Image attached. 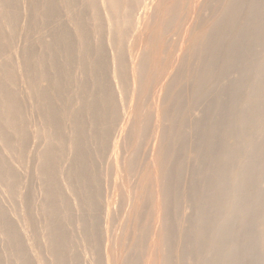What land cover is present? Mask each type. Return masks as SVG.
<instances>
[{
	"label": "bare ground",
	"instance_id": "obj_1",
	"mask_svg": "<svg viewBox=\"0 0 264 264\" xmlns=\"http://www.w3.org/2000/svg\"><path fill=\"white\" fill-rule=\"evenodd\" d=\"M33 1L36 2L35 4L38 3V5H41L40 6L41 8L40 9L38 8V10L39 11L42 10V11H41V13L39 12L40 14H37L38 11H36V9L33 8L35 10V11L33 10L34 12L31 10V12H33L32 14H34L35 12L37 14L36 17L32 15L33 17H31V19H30L29 23L30 24L32 23V25H33L32 29L34 28V30L37 33L38 32L37 27L39 28V25H44V26L45 25L50 26L53 24L54 25L52 27H50L51 29L49 28L50 32H47L46 29H45V31L42 30L43 26H42V28L40 26L41 30L46 32V35L49 34V36L48 35L47 36H48V38L49 37L50 38H49V40L46 39L47 41L41 40V39L39 41V39H38L39 42L35 41V40H31L30 35H32L33 33L32 34L28 33V31H29V30H27L28 28H24L25 26L23 27L25 29L24 33L30 34V35H27L26 37L29 36L28 38L33 42H31V44L29 43L30 47L27 46L28 48H24V46H23L24 50H23V48H21L22 46L21 47L18 46V48H20L22 50V52L19 53V55H21V57H22V54H23V57L21 58L20 56H18V59H20V58L22 59V60L20 59L21 61L19 60L21 62L20 64H19V61L17 62L19 65L16 63L15 60L14 61L12 60L13 62H15L18 65L17 66L15 63L14 64L11 63L12 62L11 57L14 56V55H11V53L14 50L18 49V48L17 49L14 48V44H16V42L18 41V40L15 41L16 39L14 40V37H16L15 35L20 36V34L22 35V33H23V32L22 33L18 32L19 34H17V31H18V28L21 27V26L19 27L20 17H22L21 22H23L22 20H25L24 16H22V14L25 12L23 10H21L22 11V12L20 11L22 13L21 14L19 12L20 9L18 10V8H20L19 4H20L21 0H0V178L3 180H6L4 182L7 183V188L5 187V189H7L6 190L7 193H9V192L12 193L11 196H13L15 194L14 196H16L18 198V199L17 198L14 199L16 201L19 200V198H20L19 201L23 202L22 206L21 205L19 206L18 201H17L18 202L17 206H19V208H22V207H24L23 206V204H24L25 209H27L24 211H28V209H29L28 213H26V214H29V212H32L31 214L34 215L35 213L33 214L32 208L34 206H38V205H34L35 202L32 200V197H31L32 195L30 193L32 192V194L35 195L34 193L38 192V194H39V192L43 190L42 191L43 200L40 198L42 200L41 208H40V206L38 207L42 210H38V211L39 212L42 211L43 213L42 212H40V213H42L45 216V221H46L45 230H46V239H47V245L48 246H47V248L44 244H42V246L44 245V248L46 249V251L48 250V253L50 254L51 261H52V262L51 261L50 262L53 264H80V258L85 254L84 252L86 250L82 253L83 255L81 253H79V254L77 253L79 251L78 249H77V252L74 250V249H76L75 245L78 244L80 246L81 244H79L80 242H78L77 244L74 243V246H73V240L76 237H74V239H73V237L69 234V231H71L73 228H71L70 230L67 231L66 229H68V226L66 227V224H64V221L66 219V216L68 217L69 214L72 213V212L69 214L67 213V211L69 212V210H70L69 206H72L71 208L74 209V205L80 204L79 208L82 207V209L80 208L81 210H83L84 206H87V207H85V209L87 208V211H93V215L90 216V215H88V213L81 214L82 212H84L86 210H83L82 212L80 211L81 213H79V211H76V210H78L77 209L78 207L75 208V211L80 214V219H78L79 217H77L78 222H79V226L78 225L77 226L83 231L84 235H82V234L80 235L82 237L85 236L86 240H84V237H83V241H88L89 243H91L92 244V246L90 245L91 248L93 247L94 250L96 251V252H94V254L95 255L100 254V256H101V254H103L102 253V246L98 240V236L100 234V229H102V228L100 227L101 220L97 214H98V210H100L99 208L102 205V202H101V205L99 204L100 203L99 198H100V196L101 197L103 196L100 194H103V193H101V188H100L101 182L99 183V180H101V177L98 176L99 173H97L100 167H98V170L96 171L97 167L95 169V166L96 165L98 166L97 163L102 164L101 163L102 159L104 160L103 162H105L103 150H106V148L108 147L109 141L111 140V139L109 140V138L111 137L112 133L110 135V131L108 129H106L105 126H104L105 128L101 127V122H102L101 119H104L105 116L108 117L110 115V119H108L109 120L108 122H110V120H111V122H110L111 124H112V122L117 123V122L121 121L120 129H119L120 135L122 134V132H125V131H128L129 133L132 131V133H130V136H132L133 133H135L133 135L134 136V142L131 141V145L127 149L128 150L127 153H129V154L126 155V151H127L126 149H125L126 151H124L125 156H124V154L120 155V149L121 148L118 147L120 140L118 137L116 138L115 142L117 144V149L115 150V158H114V160H115L114 164H115L116 172L124 171L127 174L128 179L126 180V182L123 181L124 182L123 186L126 187V188L125 187L124 188L126 189L125 192H127L129 202L131 201L130 202L131 207L129 208V209L132 208L131 216H133L135 219H141L140 217H142L144 215L143 214L144 211H142V210H144L143 208L145 207L144 203L147 202V201L143 200L144 197L148 194V196L150 195L151 198L154 199V201H153L154 204L152 206H154V208H155L156 215H155V218L153 221L154 224H152V225H154L152 228L153 230H151L152 231L151 233H148V235L151 234L150 235L151 237L147 236L145 234L147 232L146 229H145L146 232H145V230L144 231L141 230V233H139V234H138L139 231L137 232V229H136L137 234H135V236H133L134 239L132 242L133 249H136V250H134V253L135 254L139 253V252H137V250H139V251L141 249L143 250L144 245H146L145 242L147 241V240L145 241V238L148 237V239L151 238V240H150L151 246L149 247L150 250L147 252V255H146L145 261L147 264L150 263V261H152V260H154L156 262L155 263L153 261L155 264H175L176 261H177V264H180V263L193 264V263H190L188 261V260L191 261L190 257L188 258V256H187L188 260L185 258L183 261H182L183 257H181V256L180 257L182 259L179 258V256H178V258H176L175 257L176 255H174L173 249L171 246L172 245L171 242L174 239V238H172L173 235L175 234L174 231H175V229H176V231L178 230V228H175L174 231L172 229V227H174L176 224L175 221H173L174 219H172L173 218L172 217V211H174L175 210L174 208H176L178 205V204L176 205V203H178V201H177L172 206V202H173L172 200H174V197L177 196L179 193L177 190V185L180 182V180L182 181L181 173H182V170L184 168H182V166H180V164H179V166L181 168L178 167L177 170H175V168H170V169L164 168L163 169L161 167L162 166L167 167V165H170L171 163L177 164V162L176 163H173V162H175V160L177 161V159H175V158H177L178 156L180 157L181 152H179L178 150L181 149L180 147L183 145V144L181 145V141L185 137V136L183 137L182 128H180V127H178L180 129L174 128L176 126H174L172 124V122L176 121L178 123L183 124L182 122H184L188 118V116H191L190 113L193 112V111L192 112L190 111L191 108H195L196 104L198 105V103L200 102V101L198 102V100H200V98L203 99L202 96H205L204 94L207 93L206 90L209 91L210 88H212V87L214 88V84L212 85V83H213L214 78L217 75H220V76L225 75L227 73V71L229 74H232L231 72H229L230 71L229 69L234 66V69L231 68V70L232 69L235 70L237 65L240 64V62H241L240 60H242L244 58V57H242V59H239V56H242V55L241 54L239 55L238 53L240 51H242V49L244 50L245 47L252 45V46L248 47L249 48L248 52H251L250 53L251 54L250 57H252L251 60L255 59V57H256L255 53L257 50L254 47H257V46L259 47L260 45H259V43H257L256 46H254L253 44L255 42H257L258 37H259L258 42L260 41L263 44L264 43L263 42L264 37L260 39L261 36H259V35L258 36L255 35L256 37L253 35L254 38L252 37V35L247 36L246 33H247V31L250 32V28H249V26H247L246 28H248V30L245 29L246 30L245 31L244 25L247 23L251 27L253 24L252 29L254 28L256 30V28L258 27L257 26L258 22H255V21L257 20V17L260 14V12L264 10L263 9L264 6H262V3L264 2V0H218L222 4L221 8L219 9L218 16H214L215 19L212 18L213 20L208 19L210 22L207 23V21H206L205 28L201 26L202 27V28H200V29H202L201 32H196L197 30L195 31V28H193V27H192V29L188 27L189 30H188V28H186L188 34H187V36L185 35L186 36L185 39L189 40L190 42L189 41L187 42L185 39L182 38L183 39V45L186 42V43H188V44H185V45H187V47H185L186 51L190 50L193 53L195 52V55H196V52L199 53V54L197 53V56L199 55V59H198V57L197 58L194 57V58H195V60H197L196 63L198 61H200V63L199 62L198 63H199V65L201 64L200 65L201 70L196 71L197 73H195V71H194V75L195 74L196 75H195V77H193L192 81L195 78L194 81L196 82V84L193 81L194 82L193 87H195V89H193L194 90V92L192 91L193 93L191 92L192 96L189 94L191 97H190V100H188V102H187V100H185L186 102L184 101V98L188 99V97H187L188 95L187 96L185 95V97H184V95L182 96V91L184 90L183 84L185 85V82L184 83L182 82V84L180 81L178 82V79H177L178 76L177 75H179V74L178 73H177V75L175 74L177 70L175 71L176 68L174 67L175 63L179 60L181 61V59L183 57L181 59L178 56L176 59L174 57L173 58L174 60L172 59L173 61L170 60L171 58L168 57L169 59L168 58L167 59L169 60V62L164 61L165 64H163L164 62L160 61L163 57L159 56V53L161 52L159 49V48H161L160 45L162 44V42H163V44H164V42H167V41H164L165 39L163 40V35L167 36V35H169V33L172 32V30H173L172 29V27H173L172 21L173 20H174V22L176 21V19L174 17L177 14H175V16H173V17L171 14H169V13H171V11H169V10H171L172 8L166 9L164 7L166 5V4L164 5V3L165 2L167 3V1L170 2V0H152L153 2L152 1L147 2V0H86V3L88 2L87 5H89L90 10L94 13V17H92L94 20L91 18V16H89L95 22V28H94L93 34H92V29H90L91 27H89L90 21L87 22V23H89V24H87L86 20L84 19L85 15H87V16L90 15L86 12L87 5L84 4V5H86L85 6L86 9L85 8L83 9L82 6L81 7L77 6L78 4L80 6L79 2L81 0L80 1L79 0H33ZM154 1H155V3H154ZM184 1H182V3H184ZM210 1L211 0H207V3ZM213 1H215V0H213ZM82 2L84 3L85 1L82 0ZM173 2H174L173 3L174 6L178 3L177 0L176 1L174 0ZM175 2H177V3L175 4ZM194 2H195V0H194ZM26 3H29V2L27 1ZM197 3L199 4L200 1ZM24 4H25V2H24ZM24 4L22 3L23 6L20 5L23 9L26 8V6H27V5H25V7H24ZM29 4L31 5L32 3H29ZM35 4L33 5L34 7H35ZM170 4H172V3L170 2ZM179 4L181 5L180 0H179L178 5ZM214 4H212V5H214ZM246 4H248L249 6L246 7L245 6ZM30 5H28L29 8L31 7ZM38 5H36V6H38ZM151 5H153V7L154 6L155 7H154V9L152 8L153 11L150 12L148 10L151 7ZM167 5H168V3H167ZM75 6L78 8H81L82 10L78 11V9H77L78 13H76L77 11L75 13H73ZM174 6L170 5L169 8L170 7L174 8ZM76 7H75V9H76ZM176 7H179V6H176ZM27 8H26V10L25 9L24 10L28 12L29 9L27 10ZM35 8H37V7H35ZM261 8L263 10H261ZM30 9H32V8H30ZM137 10L138 11H144V12L142 13V15L139 19H133L134 14L137 13ZM172 10H174V9H172ZM216 10H218V8ZM64 11L69 12V14L67 15V18H69V20L72 22V24L71 23L70 24L74 25L73 26L74 30H72V31L70 29V28H72V27H70L71 25L68 26L69 23H67L69 20L67 22H66V20H62L64 18V16H66V14H64ZM85 12H86V14H84ZM174 12L176 13V11H174ZM243 12H244L245 16L241 15ZM172 13H173V11H172ZM30 14L29 13L26 14L27 15V22L29 19L28 15H30ZM62 14L64 16L61 19ZM179 14L181 15V13H179ZM261 14L264 15V11ZM215 15H217V14H215ZM190 16H192V15H190ZM239 16L242 17V19H243V22H241V26L243 24V30H244L243 34L245 32V35H246L245 38L246 37H252L253 39L252 38H248V39L246 38L245 39L244 35L241 36L242 34L241 35L239 34L238 36L240 38H238V36H236V37H234V39L227 40L228 41V43H227L228 47L230 48L227 52L228 48L226 47V43H225L226 41L223 40L225 38H223V39H222V37L220 38L218 33H220L222 30H225L226 27L232 25V23L234 21L237 22V19H238L237 17H239ZM176 18H178V17H176ZM87 20H88V18H87ZM199 20H201V19H199ZM52 22H53V24H51ZM56 22H58L57 25H55ZM186 22H187V20H186ZM244 22H246V23L244 24ZM179 23H178V25H179ZM255 23L257 26L256 28L254 26ZM205 24L203 23V25H205ZM233 24H236V23H233ZM238 24H240V22ZM102 25H103V27L105 26V28H102ZM182 25H184V24H182ZM46 28H48V27H46ZM173 28H175V27H173ZM227 29L230 30L231 28L228 27ZM227 29H226V31H227ZM252 29H251V31H252ZM254 29H253V31H255ZM103 30H104V32L107 31V33H103ZM236 30H237V28H236ZM257 31L258 30H256V32ZM40 32H38V34H42ZM44 32H43V34H45ZM173 32H174V30H173ZM256 32H250L247 34H252V33H256ZM203 33H204V35L201 38V35ZM38 34L37 35L35 34L37 36V38L39 37ZM94 34L96 37L98 36L97 39H94L97 41V42L95 41L96 43L93 42L94 41L93 40ZM103 34H105L106 36L108 35L107 37H105L106 40L103 38L104 37ZM216 34L218 35V37H215ZM256 34H260V32H258ZM46 35H44V36L42 35V36L45 37ZM206 35H208V36H206ZM42 36L39 38H42ZM160 36L162 39L160 38ZM34 37L35 36H33L32 39H35ZM169 37H171V36L169 35ZM225 37H227V36H225ZM16 38H19V37H16ZM23 38H25V37H22V40H23ZM37 38H36V40H37ZM164 38H166V37H164ZM168 38H167V40H168ZM134 39H137L136 41H138V43H134L133 42ZM25 40H27V39L25 38ZM127 40H129V43H127L125 45V42H127ZM14 41H15V43H14ZM168 41H170V40H168ZM22 42H24V41H22ZM159 42H161V44ZM171 42L172 41H170V44H171ZM33 43H34V47H32ZM35 43L37 44V46L35 45ZM38 43H40L41 46H43L44 50L41 48V46L39 47V49L41 48L43 51L41 49L40 50L38 49L39 51H42L43 53L37 54V52L35 51V50H37V49H35V46L38 47L40 45ZM168 45H169V43H168ZM223 45H225V47L227 48L226 51H224V53H226L225 55H224V53L223 54L220 53V50H221L220 48L224 47ZM125 46H126L128 53H129L128 56L125 53ZM261 46L264 47V44ZM181 47H180V49H181ZM251 47H253L255 49V51H253V50L249 51L251 49ZM13 48H14V50H13ZM164 49H167V48H164ZM182 49H183V47H182ZM261 49H264V48H261ZM21 50H19V51H21ZM182 51H184V50H182ZM236 52H238L237 53L238 55H236ZM252 52L253 53L255 52L254 55ZM14 53H15V51H14ZM76 53L79 55V59L76 58ZM183 53H185V52H183ZM241 53H243V51ZM246 53H247V51H246ZM246 53L244 52L243 56ZM165 54H167V53L165 52ZM220 54H222V55H220ZM6 55H8V56H6ZM187 55H189V54H187ZM158 56L162 57V58L159 59ZM2 57H3V60H4V57L6 58V60L2 61ZM75 58L78 62L76 64L80 66V68L79 67H77V68H78V70L80 69L79 70L80 73L82 72V74H83V75L80 74V75H82V77L79 76V79L77 77L78 74H76L77 75L76 77H75V73L73 74V71L76 70V67H75V69H73V67L76 65L74 63V62H76ZM13 59H17V58H15V56H14ZM163 59H166V58H163ZM190 59H191V57H190ZM245 59L246 58H244V60H242L243 63H245ZM180 61H179V63H180ZM259 61L260 60L256 61L257 62L256 63V70H257V66H258L257 64ZM161 62H163V63H161ZM248 62H246V63H248ZM253 62L255 63V61H253ZM246 63H245V65H249L252 62H250L248 64H246ZM182 64H183V62H182ZM239 66L242 67L243 70L245 71V73L243 71L244 75L247 74L248 71L250 70V69L248 70L247 68L251 67V66L246 67V69L248 70V71H246V69H244L245 66L243 67V64H242V66L241 65H239ZM106 68L109 69L110 72H112L113 75L111 77L106 74L109 72V70H108V72L106 71L107 70ZM190 68H191V66H190ZM190 68H189V71H190ZM258 68H260V70H262V73H264V58L259 63ZM238 69H240V68H238ZM238 69H236L235 72L239 71L238 73H240L241 71ZM253 69H255V68H252V70H250L249 72L253 71ZM256 70H254V71H256ZM75 72L77 73L78 71H75ZM241 73H240V76L241 77L244 76V75H241ZM262 73H259L258 76H256L255 82H253L251 85L252 89L255 87H258V85L260 87H258L257 89L255 88L256 90H259L260 88H262V86L264 87V85L262 84V82H264L263 81V78H264L263 75L264 74L262 75ZM108 74H110V73H108ZM253 74H254V72L251 75H253ZM172 75L175 77L173 78ZM194 75H192V76H194ZM169 76H171L173 79ZM232 76L234 78L235 75H232ZM236 76H237V74H236ZM245 76H247V75H245ZM250 76H248V78ZM80 77H81V79H80ZM251 77L253 78L254 76H251ZM251 77H250V79H251ZM180 78L183 79L182 76ZM215 79H219V78H215ZM227 79H226V82H227ZM238 79H240V78H238ZM242 79H244V77H242ZM242 79H240V80H242ZM112 81H114L116 83V85H114L112 83ZM216 81L218 82V80H216ZM245 81H247V79L244 80V82L242 80V83H241V81H238L241 84L244 83V85H241V86H243V89L245 87V84L249 85V83H247ZM128 82H131L132 88H131V86H130V88L132 91L130 90V88H128L127 85H125L126 87L124 86V84H127ZM157 82H159V84H161L160 89H158L159 87L156 85ZM90 83H91V86L94 85V87L96 88L95 89L93 87L95 91L93 89H91L92 87L89 88ZM210 83H211V86H210V88H208L209 87L208 85ZM222 83L223 82H221V85L224 87H227L226 89H228V86H225V84L223 85ZM177 84H179V85H177ZM180 84L183 87L182 90H180L181 88L179 89V86L181 87ZM189 84H190V82H189ZM260 84H262V86ZM153 85L157 86L158 87L157 89L159 91H163V93H161L162 95L158 94L159 97H157L158 98V100H156L157 102H155L153 104L151 103V105H155V108H154L155 109V116H154L155 121L153 123L154 131H153V128H151V129L153 131L152 137H154L156 145H154L155 143H153V146H151L153 149H152V152H150L151 155L149 157L150 159H149V163H148L149 164L148 169L150 170V172L148 171V175H145V173H144L143 177H140L141 176V174H140V176H139L140 178L138 177L139 178L138 179L136 177L138 180L135 181L136 179L134 180V178H132V175H133V173L137 172L136 171V169H137L136 168V161L138 158H140L141 151H143V150H141L142 149L141 147L145 146V145H141V140H142L141 138H142L143 134L145 136L144 132H147V131H145L144 128L149 127L148 122H150V121L148 120L147 124L144 122V121H147V118H149V117H148V115L145 116L147 114V112L144 113L145 109L144 110L141 109V108H143L142 107L143 105H140V107L138 106V104L135 105L138 107L133 108L135 110H133L132 113H131V111L130 112L126 111V109H128V108H124L121 106L122 107V109H121L119 105L123 104L122 102L125 100L124 98H126L124 90H126V95H127L128 91H131L132 93L129 92L130 94H132L130 99L137 100L136 98H134V97H136L137 93L139 94V96H141L142 94L145 95L144 92H147V90L149 92H151V90L152 91L154 90V89L150 90V88H149ZM248 85H246L247 89H248ZM24 86L27 87L26 91L24 90L25 89ZM222 86H219V87L222 88ZM74 87H75V90H74ZM124 87L128 88L129 90L127 91V89H125ZM153 87H151V88H153ZM238 88L236 90L237 92L243 91L242 88H240L241 90ZM212 90H211V93L208 92L207 94L208 95H210V94L212 95L215 93L217 94V92L214 91L216 89H214L213 91ZM229 91L230 90L223 92V91L219 90L218 94L220 92L222 94L223 93L224 94L222 95L220 93L218 95V97L219 96L221 97V95H222L223 96L222 98H224L225 93H229ZM231 91H230V93L234 92V91L233 92H231ZM156 92H157V90H156ZM237 92H236V94L238 95L239 92L238 93ZM243 92L245 93V90ZM243 92H242V94H243ZM249 92H252V91H249ZM254 92H255V90H254ZM254 92H252L253 93L252 97H255L257 99L254 100L255 103L253 102V104L251 106H246V108H244L242 110L238 109V111L236 110L237 108L235 109L234 104H231L232 106H230V108L228 107L229 109H227L228 110L227 112L228 113L230 112V115L233 116L232 119H234L233 122L231 121L232 119L229 120V121H231L230 122L231 126L229 127V129L223 128V130H222L221 126L213 125V126H211L210 129L208 128L209 132H208V136L206 138H204L205 135L202 138H200L201 142L198 139V142H200L198 144V148H199V145L202 144L201 145L202 149L199 148V150H198V151H200L198 153L199 156L201 157L200 153H202V155L206 154L210 158V160L212 159L214 161V165L217 166V171L210 173L211 171L207 169L208 166L205 167L206 163L209 161L203 162L204 164L201 167L202 168L205 167L203 169L204 172L201 170L202 168L200 169L202 171V173L199 172L201 174H204V176H205V177H202V179L204 178L203 183L201 184V182H198V184L200 183V186H198L195 182L194 185H197L198 187L197 186H196V188H195V186H194V188L191 187V190H189L190 188L187 187V191L185 190L184 192H182L181 195H183V196L184 195L185 196L190 195V197L191 196L193 198L195 197L194 200H196V202H198L201 205L196 209L197 220H198L197 227L196 228H193V227L189 228L188 227L189 228L188 231L184 232L187 228V226H186L187 224H186L185 229L182 228L184 225L181 226L180 229L181 230L184 229V230L183 231L180 230L181 232L179 231V233H180V235L184 236L183 239H181L184 244L189 245V244L195 242L194 244H191V245H193L194 248L198 251L197 253L199 254V256H197V255L196 256L199 257V260H200L199 264H264V190H262L256 186V184H257L256 181H258L260 179L264 180V162H263L264 161L263 160L264 159V144L262 141V140H264V122H263L264 118H261L262 114L264 117V112H263L264 108H262L263 110L261 109L262 114L259 115L260 117L258 116L256 118L254 115L255 111L259 110L258 109L259 104H260V106H262L261 104H263L262 107H264V103H262V101H264V88H263V90L261 89L260 92L256 91L257 93L259 92L260 94L259 93L256 94ZM123 93H124L125 97L123 96ZM129 93H128V95H129ZM152 93H154V92H152ZM252 93H250V97L248 96L249 97L248 99L251 98ZM118 94H121V97L118 98ZM138 94H137V96H138ZM229 94H227V96L231 95V94L230 95ZM236 94H235L236 97L234 95H232V96L235 97V99L237 100L238 96ZM242 94H241V96H242ZM211 95H210V97H212ZM215 96L217 97V95H214V98H215ZM227 96H225V97H227ZM239 96H240V94H239ZM244 96H246V93L244 94ZM151 97H154V96H151ZM233 97H232V99H233ZM206 99H207V97L205 98V100ZM253 99L251 100L250 103H252ZM27 100H29L31 103L30 109L32 111L30 110V113L32 112L33 115L35 114V116H37L36 117L37 119L36 118L35 119L37 121H39V123H38L39 125L37 126L36 129L32 128L33 118L31 117L30 119H28L29 113L26 112L27 108L25 106V105H27V106L29 105L26 103ZM236 100L233 99L232 102H234V101L236 102ZM129 101H131V100H129ZM154 101H152V102H154ZM127 102H128V100H127ZM201 102H203V101H201ZM248 102H249V100H248ZM131 103H132V101H131ZM138 103H140V102H138ZM187 104H188L187 109L189 107H191V108L186 112V109H185L186 106L185 105H187ZM245 104H247V103L245 102ZM202 105H203V103L201 104V106ZM208 105H209L208 107H210L212 104H208ZM248 105H250V104L248 103ZM212 106H214V105H212ZM216 106H215V108H216ZM131 107H133V106H131ZM218 107H219V105H218ZM220 107L218 109H216L218 111V114L222 115V117L225 114L227 116L228 113L227 112L225 113L224 107L222 108V110H220L221 109ZM215 108L213 110H215ZM28 109H29V106H28ZM261 110H259V112L257 111L256 113H258V114L261 113ZM189 111H190V113H188ZM199 111H201V110H199ZM217 111L215 114H217ZM152 112H154V111H152ZM26 113L28 114L27 115L28 117L26 116ZM32 113H31V115H32ZM143 113H144L145 119H144V117H142ZM187 113H188V116H187ZM130 114H132V115H130ZM152 115H154V113H152ZM198 115H199V113H198ZM132 116H134L136 118L133 117L134 118L133 119ZM216 116H218V115H216ZM253 117H255V119ZM225 118H227V117H225ZM258 118L262 119L261 122L259 121L260 123H258ZM253 119L254 120L257 119V121H256L257 124ZM261 119H259V120H261ZM66 120L69 121L68 122L69 125H66L65 124L66 122L64 123V121H66ZM188 120H189V118H188ZM224 120L228 121L227 119H224ZM106 121H107V119L105 120V122ZM167 121H171V125H173V127L171 125L168 126L169 122H167ZM238 123L242 127V129H241L242 132L245 129V131L248 132V134L250 133L249 135H251L252 132H249V131L253 130V132H254V130H255L256 131L255 133H257L256 135H258V133L261 134V136H260L261 138L263 135V138L261 140L262 143H260V146H258L259 145L258 142L256 143L258 145L255 144L257 146V149H256V146L253 147L256 149L255 151H253L251 148L252 151L251 150L250 151L252 153H254L253 154L254 156L251 154H248V156L246 157L245 154L243 153L244 152L243 150L244 149L246 150L245 147L246 146L248 147V145L250 144V141L256 137L254 135L253 138H251L247 133L246 134L249 137L245 136V133H244L245 131H244L243 133H244L246 140L245 141L239 140V138L237 140L235 138L237 141H235V142L233 141V144L229 143V145H231L230 146L231 148L228 146L230 149L226 155L228 157L224 156L226 154L225 153L223 155V157H221V159H220L218 157V154L220 155L221 153L217 152L218 153L217 154L216 150H214L215 146H216L215 143L218 142V141L216 142V138L219 136V134L221 132L222 133L220 134L221 135L220 137L222 139L226 138V137L228 138L229 135H231L230 132L232 131V128H234V127H232V125L234 124L233 126H235ZM34 124H36L35 121H34ZM184 124H186V123L184 122ZM201 124L202 123H200L199 125H201ZM106 125H107V123H106ZM192 125H193V123H192ZM102 126H103V124H102ZM178 126H180V125H178ZM183 126H186V125H183ZM236 126H238V125H236ZM34 127H35V125H34ZM187 127L188 126H186V128ZM218 127H221V129H220L221 131L217 135L216 131L219 129ZM198 128H199V126H198ZM225 128H228V127L226 126ZM236 128H238V127H236ZM136 129H137V131H136ZM147 129L149 130V128H147ZM143 130H144V132H142ZM196 130H197V128H196ZM198 131H199V129H198ZM234 131H236V130H234ZM234 131L232 133H235ZM238 131H240V130L239 129L237 130L236 135H237ZM193 132L194 131H192V133ZM218 132H219V130H218ZM184 134H187V133H184ZM206 134H207V132H206ZM149 135H152V133ZM194 135H196V134H194ZM123 136L126 137V141H127L128 137H129L128 133L126 132V135L124 133ZM239 136L240 135H238V137ZM195 137L193 139H195ZM130 138L131 137H129V139ZM145 138H147V136ZM233 138L234 137H232V139ZM248 138H249V140H247ZM152 140H153V138H152ZM218 140H220V142H223L220 138ZM259 140H260V138H259ZM142 141H144V140H142ZM205 141H207V142H205ZM228 142H230V141H228ZM228 142H227V145H228ZM40 144L41 145L43 144V148H41L42 146ZM127 144H128V142H127ZM127 144H125V145L127 146ZM151 144H152V142H151ZM203 144H205L206 146L203 147ZM35 145L38 146L39 148H41V150L37 151L35 148L38 149V147H35ZM92 145L94 147V150H92L93 149ZM169 147H172L171 149H173V147H175L176 150L174 149V151H172L169 149ZM205 147H206V151H205ZM115 148H116V145H115ZM123 148H126V147H124V144H123ZM182 148H184V147H182ZM190 148H192V147H190ZM4 149L7 150V152H9L8 154H11L10 155L11 157L14 154V159H12V161L15 160V163L17 162V164L19 165L18 167H20L21 169L24 166L23 163L24 162L26 163V160L28 158L31 159V158L37 157L39 159L38 161H36L40 165V166H36V170L38 169L37 167H39V172H38V170L37 171L34 170V172H38L40 174L39 175L37 173L38 178H39V176H41V179H35L36 174L34 173L35 175L34 176L32 175V176L35 178H33V179L30 178V181L32 179L33 183H35L34 181H36V180H38V181L41 180V182L43 180L42 183L44 185H43V188L41 187V190H37V188H39L40 185H42V184L39 185V183H38L37 186H39V187H37V188L35 187L37 192L33 191V190H35V188H33V190L31 192H29V191L23 192V190H22L23 187H21V186L26 185V184H25V181L22 179V177L24 178V175H23L24 172L27 173L26 171L23 172V169H25L24 167L29 162H27L26 164L24 163L25 166L23 167L22 171L20 169L17 170V168H16L17 165L14 164L15 165L14 166L12 164H8L11 162V157L9 159V157H8L9 155L5 153V155H7V157H8L7 158L8 162H6V160H5L6 157H5V155H3V153L6 152ZM182 150L183 149H181V151ZM33 151H35L37 153L34 154ZM219 151H221V150H219ZM251 152H249V153H251ZM32 153H33V155H36V156L33 157ZM191 154H192V152H191ZM250 155L255 157V158H253V157H252L253 159H250L251 157L248 158ZM95 156L98 157L97 163L94 162V159H95V161L97 160L96 159L97 157L95 158ZM221 156H222V154H221ZM100 158H102V159H100ZM222 158H224V159H222ZM142 159H144V158H142ZM260 159L262 161L261 163L259 162ZM34 160L35 159H33L32 161L30 160V162H32V164H33ZM65 160H67V162ZM197 160H198V158H197ZM256 160H258V161H256ZM99 161H101V162H99ZM231 161L234 163L236 162L235 166L233 165V163H231ZM36 162H34V163H36ZM65 162L68 163V166L66 165L68 167V169L67 168L64 169L65 165L62 166V164ZM256 162H257V164L255 166ZM103 164H105V163H103ZM201 164H202V162H201ZM230 164L233 166L232 167L233 169L228 168L230 166ZM33 165H35V164H33ZM184 165H185V163H184ZM214 165L213 166L211 165V166L214 167ZM100 166L102 169L103 165H100ZM177 166H178V164H177ZM177 166L175 165V167H177ZM193 166H195V164ZM170 167H173V166L170 165ZM212 167L211 168L209 167V169H213ZM227 168H228V170H227ZM101 169H100V171H101ZM29 170H30L29 172H31V171L33 172V170H31V169H29ZM64 170H66V171H64ZM144 170H145V167H144ZM178 170H179V172H177ZM27 171H28V165H27ZM142 171H143V169H142ZM145 171H147V169ZM195 171H197V170H195ZM20 172L21 173L23 172V173L20 174ZM100 173H102V172H100ZM30 176H31V173L28 177H30ZM62 176L65 178V180L67 182L64 179H62L63 178ZM25 177L27 178L26 175H25ZM198 178L196 177L197 181H198ZM202 179H200V180H202ZM63 180H64V182H62ZM189 180H191V179H189ZM23 181H24V184L22 183ZM194 181H195V179H194ZM65 182H66V184L69 185L68 187H69V190L71 192V196H72V194L77 195V197L79 196V198L76 199V201H78V199H80L79 203L78 202L76 203L75 201H73V197L72 198L70 197L71 199L68 198L67 193L69 190L66 189L67 185L66 186H65V184L63 185V183H65ZM121 182H122V180H121ZM3 183H1V181H0V185ZM6 183L4 184L5 186H6ZM26 183H27V181H26ZM33 183L31 184V182L28 181L27 184H31L33 186ZM36 184H37V181H36ZM117 184H118V182H117ZM4 185H2V186H4ZM120 186H122V183ZM27 188H28V186H27ZM117 188H116V190H117ZM1 189H3V188H1ZM3 190H2V192H0V195H1L0 198L1 199H3L2 198L3 196L6 197L8 195L7 193H6L7 195H4L5 191H3ZM66 190H67V193H66ZM102 190H103V188H102ZM118 191L120 192V188ZM112 192H114V191H112ZM1 193L2 194L4 193L3 196ZM117 194H118V192H117ZM115 195H116V192H115ZM11 196L9 194L10 199H8V197H7L9 202L12 201L11 203L6 204L7 206H12L11 205L12 203L13 204L16 203V201L13 202L14 200H12L14 198V196H13V198H11ZM36 197H37V195L35 196V198ZM103 197H105V196H103ZM112 197H114V196H112ZM116 197H117V195H116ZM37 199H38V197H37ZM68 199L75 202V204L68 205V204H70L68 202L69 201ZM149 199H150V197H149ZM146 200H148V199H146ZM175 200H177V197H175ZM31 201L34 202V203L32 202L34 206L30 205V204H32ZM0 202L3 203V201H0ZM36 202H38V201H36ZM1 203H0V222L2 223L3 226L0 224V228L4 227L3 233L5 232V234H3L2 236L6 235L5 237L6 238L8 237V240H9L8 243H10V246H12L11 248H13V250H14L15 256L12 255L13 257H15L14 259H10L11 255L9 253L10 261L11 260L14 261L16 259L14 263L11 261L12 264H16V261H17V264H45L46 261L44 263H43V261L47 260V258L43 260V257L45 258L46 256H44L45 254L43 255V253H41V251L44 249L42 247H41L42 249L41 248L38 249L39 252L41 253V255H40V253L34 254L35 253L34 250L30 249V248H32L30 244L34 241H32V238H31V243L27 242V244L29 243V245H30V247H29V245H27L25 242L26 237L24 238V235L22 233L25 230L23 231L21 229L20 230L18 229L19 226L20 227L23 226L25 221L21 220V221H23V224L21 223L22 225L21 224L18 225L17 224L18 221L16 222V220L18 219L17 218L15 220L17 225L15 224V222L13 223V221H14V220L12 221L13 216H11V215L8 216V214H7V211L10 210V208L8 209L5 204L4 205L6 207H4L3 204L1 205ZM39 204H40V201H39ZM109 205L110 204H108V206ZM2 206H3V209H2ZM14 207L15 206H13V208ZM110 207L108 208L109 210L111 209ZM127 207H129V206H127ZM172 207L174 210L172 209ZM5 208L8 209V210H6V213L4 212ZM13 208H11V209H13ZM17 208H15V209H17ZM19 208L17 210H19ZM30 208L32 211L30 210ZM187 208H189V207H187ZM121 209H123V208H121ZM124 209H125V207H124ZM187 210H189V209H187ZM76 212H74L73 215ZM8 213L11 214L12 212H8ZM16 213H17V211H16ZM16 213L14 212L12 214H16ZM26 214H25V217H26ZM31 214L28 216L30 218L34 217ZM17 215L18 214H16V216ZM76 215H78V214L76 213ZM76 215H74L73 217L75 218ZM16 216H14V217H16ZM22 216L23 215L21 214V216H19V218L22 219L21 218ZM38 216L36 215L35 217H38ZM40 216H41V214H40ZM40 216L38 217L39 219L42 218ZM71 216H72V214H71ZM173 216H174V214H173ZM10 217H12V218L10 219ZM35 217H34V219L36 220ZM26 218H25V220H27ZM185 218L182 220L185 221ZM34 219H33V222L31 221L33 224L35 223ZM71 219H72V217H71ZM142 219H143V217H142ZM41 220L43 221L44 219H41ZM66 220H70V217ZM27 221L29 222L30 219ZM45 221H44V223H45ZM127 221H129V220H127ZM31 222H29L30 227L32 225ZM36 222H38V220H36ZM131 222H132V217H131V220L129 223H131ZM140 222H141V220H140ZM39 223H40V220H39ZM39 223H35V224L37 225ZM74 223L75 222H73V224ZM192 223H194V222L192 221ZM210 223L216 224L215 225L216 229H215V231H213V233L212 232L209 233L208 227H209ZM41 224L43 225V223L41 222L39 224L40 225L39 227H41ZM71 224H72V222H71ZM71 224H69V225L71 226ZM182 224H184V223H182ZM194 224H196V223H194ZM188 225H190V223ZM44 226H45V224H44ZM44 226H42V229H44ZM70 226H69V228H70ZM73 226H76V225H73ZM27 227H29V226H27ZM79 228H76L77 232L75 234L79 233L78 232L79 230H77ZM26 229H27V231H29L31 228L29 230H28V228H26ZM33 229H34V227H33ZM27 231H25V232H27ZM74 231L75 230H73V232ZM116 231H114V234ZM34 232L35 231H33V233ZM36 232H38V231H36ZM29 233H32V232H28V234ZM40 233H42V232H40ZM40 233H39V239L42 237V235L40 236ZM128 233L129 232L124 230V235L120 234L121 242L124 241V243H122L120 247H119V245H117V243H118L117 242L118 240H117V241H115V243H116L115 246L111 247V249H110V252L112 253V255L115 254V257H116V254H117V257L115 259L116 264H139L138 262H140V261H138L139 257H137L136 255H134L132 257L129 255V257H127V256L125 257L124 254L123 255L121 254V251L126 253V251H123L124 248H122V245L125 244L127 238H130ZM181 233H184V234H181ZM0 234H1V231H0ZM25 234H26L25 236H27V233H25ZM43 234L45 235V231ZM75 234H74V236H75ZM114 234H113V238H114ZM122 234H123V231H122ZM133 234H134V231H133ZM143 234L146 235L145 238H144ZM33 235H35V234H33ZM115 235H117V233ZM195 235L198 236L199 238H198V240H195L193 242L192 236H195ZM0 237H1V235H0ZM28 237L30 239L29 235H28ZM35 237H36V235L33 237V239ZM43 237H45V236H43ZM122 237H123V239H122ZM195 237H194V239H195ZM29 239L28 240L26 239V241H30ZM35 239H37V238H35ZM46 239L43 241L41 240V241L45 242ZM80 239L78 241H80ZM118 239H119V237H118ZM8 240L6 239V241H8ZM75 240H74V242H77V240L76 241ZM110 240L112 241V238H110V236H109V241ZM114 240H115V238H114ZM1 241L4 242V244L6 243L5 239H4V241H3V239ZM113 242H112V244H113ZM81 243H82V240H81ZM147 243H148V241H147ZM184 244H181V245H184ZM0 245H1V242H0ZM78 245H77V247H78ZM127 245H129V244H127ZM147 245H149V243ZM1 246H4V245H1ZM6 248H8L7 245H6ZM37 248H38V246H37ZM126 248H128V247H126ZM147 248H148V246H147ZM79 249L84 250L81 247ZM129 249H128V251H129ZM13 250H12V252H13ZM7 252H8V250H7ZM31 252H34L33 253L34 258L32 257ZM79 252H81V251H79ZM87 252L88 251H86V253ZM44 253H46V252H44ZM3 254H5V255H3ZM3 254L2 255L0 254L1 255L0 256V264L3 262L2 261V260H4L3 258H5L4 262H6V257H7L6 255L8 253L6 254L3 252ZM11 254H13V253H11ZM80 254L82 255L81 257L79 256ZM182 254H184V252H182ZM191 254H192V252H191ZM2 256H6V257L2 258ZM41 256H42V258H41ZM144 257H142V258H144ZM83 258H84V256H83ZM98 258H100V257L98 256ZM101 259H102V257H101ZM7 260H8V258H7ZM47 261L49 262V260H47ZM98 261H100V259H98ZM142 261H144V259H142ZM196 261L198 263V259H196ZM4 262H3V264H5ZM48 262L46 264H50ZM83 262H85V261H83ZM98 264H100V263H98ZM144 264H145V262H144Z\"/></svg>",
	"mask_w": 264,
	"mask_h": 264
},
{
	"label": "rangeland",
	"instance_id": "obj_2",
	"mask_svg": "<svg viewBox=\"0 0 264 264\" xmlns=\"http://www.w3.org/2000/svg\"><path fill=\"white\" fill-rule=\"evenodd\" d=\"M27 1H28L29 3H32V4L30 5L29 3H26ZM27 1H26V0H21V2H20V4H19V7H20V8H18V10L20 9L19 12H20L21 10H23L26 14H28V13H29V14L31 13V14L28 15V16H29V19H28V22H27V15H26L25 13H23V14H24V15H23V14L21 13L22 11L20 12V13L22 14V16H24V18H25L26 21H25V20H22L23 22H21L22 17H20V22H19L20 25H19V27L21 26V27L23 28V27L25 26L24 28H28L27 30L30 31V32L28 31V33H31V34L33 33V34L30 35V34H28V33H24V32H25V29H24V28H23V29H22L21 27L18 28L17 34H19L18 32H20V33L23 32L22 35H23V34H24V35L22 36V35L20 34L21 37L15 35L16 37H19V38L14 37V40L16 39L15 41L18 40L17 42H18V43L20 42L19 44H18L17 42H16V44H14V48H15V49H17L18 46H20V47L22 46L21 48H23V46H24V48H28V47H30L31 42H33V41H31V40H35V41H38V39H39V41H40V39H41V40H46V39L49 40V38H50V37L48 38L49 34H47V35H48V36H47V35H46V32H44V31H45V29H46L47 32H50V29H51L50 27H52V26L54 25L53 22L51 23V24H53V25H50V26L39 25V28L37 27V30H38V32L41 31L40 33H42V34H38V32L36 33V31L34 30V28L32 29V27H33L32 23L30 24L29 22H30L31 17H33V16L36 17L37 14H40V13H41L42 10H40V11L38 10V8H39V9L41 8V7H40L41 5H38V3L35 4L36 2H34L33 0H27ZM32 1H33V2H32ZM79 1H80V0H79ZM83 1H85V2L83 3L82 0H81V1L79 2V3H80V6H79V4H78L77 6H78V7H81V6H82L83 9H84V8L86 9L85 6L87 5L88 2L86 3V0H83ZM151 1H152V0H147V2H151ZM173 1H174V0H172V1L170 0V2H171L172 4L174 3ZM175 1H176V0H175ZM177 1H178V3H179V0H177ZM182 1H184V0H180L181 5H180V4L178 5V3L175 2V4L177 3L175 6H174V4H173V5L170 4V2H168V1H167L168 5H167L166 2L164 3V5L166 4V5L164 6L166 9H171V8L174 9V10H172V9L169 10V11H171V13H169V14H171L172 17L175 16V14H177V15L174 17V18L176 19L177 22L175 21V22H176V23H175L174 20H173L174 18L172 19V20H173V21H172V24H173V27H175V28L172 27V29L174 30V32H173V30H172L173 33H172V32H171L172 34L169 33V35H170L171 37H169V35H167V36H164V35H163V40L165 39L164 41H167V42H164V44H163V42H162V44H161V42H159V43L161 44V45H160L161 48H159L160 51H161V52L159 53V56H162L163 58H166V59L169 57V58H171L170 60H172L174 57H175V59H176L177 56H178L180 59L183 57V58L181 59V61L179 60L180 63H179V61H177V62L175 63V66H174V67L176 68L175 71L177 70L175 74H176V75H177V73L179 74V75H177V76H178V77H177L178 82L180 81L181 84H182V82H183V83L185 82V85H186V86L183 84V87H184V88H183L182 85L180 84L181 87L179 86V89H180V88H181L180 90H182V88L184 89V90L182 91V96L184 95V97H185V95H186V96L188 95V96H187L188 99H187V98H184V101L187 100V102H188V100H190V97L192 96V95H191V92H192V91L194 92L193 89H195V87H193V86H194V82H195V81H194L195 78H194V80H193L194 82L192 81L193 77H195V75H196V74L194 75V71H195V73H197L196 71H198V70L200 71V70H201V69H200V68H201V66H200L201 64L199 65L200 61H198L199 63H198V62L196 63L197 60H195V58H194V57H196V58L198 57V59H199V55L197 56V53H198V52H196V55H195V52L193 53V52L190 51V50H189V51H186L185 47H187V45H185V44H188V43L185 42V43H184L185 46L183 45V39H185V37H186L187 34H188L186 28L189 27V28L192 29V27H193V28H195V31L197 30L196 32H201L202 29H200V28H202V27L205 28V26H206V24H205L206 21H207V23L210 22L208 19L213 20V19H215L214 16H218V14H219V9L221 8V5H222V4H221L220 1H218V0H217L218 2H217L216 0H215V1L211 0V1L208 2V3H207V0H195V2H194V0H193V1H192V0H191V1H190V0H185V1H184L185 4L182 3ZM199 1H200V3L198 4L197 2H199ZM202 1H203V2H202ZM204 1H205V2H204ZM24 2H25V4H24ZM152 2H153V1H152ZM22 3L24 4V7H25V5H27L26 8L28 7L27 10L29 9L30 12H29V11H28V12L25 11L26 8H24V9H25V10H24V9L21 7V6H23ZM154 3H155V1H154ZM214 3H215L216 5H215ZM34 4H35V7H37V8H35V7L33 6ZM82 4H83V5H82ZM84 4H86V5H84ZM182 4H183V5H182ZM197 4H198V5H197ZM204 4H205V5H204ZM210 4H211V5L214 4V5L211 6ZM20 5H21V6H20ZM28 5H30V6H31L30 8H32V9H30ZM36 5H38L39 7L36 6ZM170 5H171V6H174V8H173V7H170V8H169ZM207 5H208V6H207ZM176 6H179V7H176ZM245 6L248 7L249 5L246 4ZM262 6H264V2L262 3ZM75 7H76V6H75ZM75 7H74V10L72 9V10L74 11L73 13H75V12L77 11V9H78V11L82 10L81 8H78V7H76V9H75ZM88 7H89V5H87V10H88V11L86 10V12H87L88 14H90V15H88V16L85 15V18H84V19L86 20V23L90 21V22H89L90 24H89V23H87V24L90 25L89 27H91L90 29H92V34H93V32H94V28H95V22L93 21L94 19H93L92 17H94V13L90 10V7H89V8H88ZM154 7H155V6H154ZM154 7H153V5H151V7L149 8L148 11H150V12L153 11L152 8L154 9ZM175 7H176V8H175ZM180 7H181V8H180ZM210 7H211V8H210ZM212 7H213V8H212ZM246 7H245V8H246ZM21 8H22V9H21ZM33 8L36 9V11H38L37 14H36V12L34 13L35 15L32 14V13L35 11ZM178 8H179V9H178ZM207 8H208V9H207ZM217 8H218V10H216ZM176 9H177V10H176ZM189 9H190V10H189ZM199 9H200L201 11H200ZM212 9H213V10H212ZM246 9H247V8H246ZM263 9H264V7H263ZM263 9L261 8V10H263ZM31 10H32V11L34 10V11L31 12ZM143 10H144V9H143ZM191 10H192L193 12H192ZM194 10H195V11H194ZM198 10H199V11H198ZM210 10H211L212 12H211ZM78 11H77L76 13H78ZM172 11H173V13H172ZM174 11H176V13H175ZM189 11H190V12H189ZM215 11H216V12H215ZM263 11H264V10H263ZM263 11L260 12V14H259L258 17H257V20L255 21V22H258V23H257V26H258V27L256 26V23H255V25H254L255 28L257 27V28H256V30H258L257 32H256V30H255L254 28H253V29H254L255 31H253V29H252L253 24H252V26L250 27V25H248L246 22H244V24H245V23L247 24V25H246V24L244 25V30H245V29L248 30V28H246V27L249 26V28H250V32H256V33L260 32V34H256V33L247 34V33H250V32L247 31V33H246L247 36H251V35H252V37L254 38L255 35H256V36L259 35V36H261L260 39L264 37V35H263V34H264V15L261 14ZM39 12H40V13H39ZM66 12H67V11H66ZM66 12L64 11V14H66V16H64V15L62 14L61 19H62V17L64 16V18H63L62 20H66V22H67V21L69 20V18H67V15L69 14V12H67V13H66ZM86 12H85L84 14H86ZM143 12H144V11H138V10H137V13L134 14L133 19H139V18L141 17V15H142ZM200 12H201V13H200ZM71 13H72V12H71ZM179 13H181V15H180ZM182 13H183L184 15H183ZM197 13H198V14H197ZM213 13H214V14H213ZM196 14H197L198 16H197ZM215 14H217V15H215ZM25 15H26V16H25ZM32 15H33V16H32ZM70 15H71V14H70ZM171 15H170V16H171ZM185 15H186V16H185ZM190 15H192V16H190ZM241 15H242V16H245V15H244V12H243ZM241 15H240V16H241ZM89 16H91V18H92L93 20H92ZM188 16H189V17H188ZM196 16H197L199 19H201V20H199ZM240 16L237 17L239 20L236 18V19H237V22H238V23L240 22V24H238L236 21H234L233 23H236V24H233V23H232V25H230V24H231V23H230V24H229L230 26H228L229 28H231L230 30L227 29L228 27H226L225 30H222V31H221L222 33H221V32L218 33V35H219L220 38H221V37H222V39L225 38V39H223V40L226 41V42H225V43H226V47L228 48V49H227V48L225 47V45H223L224 47H221V48H220V49H221V50H220V53L223 54L224 51H226V49H227V52H228V50L230 49V48L228 47V44H227L228 41H227V40H229V39H234V37L238 36L239 34H240V35L242 34L241 36L244 35V38H245L246 35H245V32H244V34H243V31H244V30H243V24H242V26H241V22H243V19H242V17H240ZM68 17H69V16H68ZM176 17H178V18H176ZM24 18H23V19H24ZM87 18H88V20H87ZM180 18H181V19H180ZM212 18H213V19H212ZM244 18H245V17H244ZM205 19H206V20H205ZM186 20H187V22H186ZM190 20H191V21H190ZM244 20H245V19H244ZM189 21H190V22H189ZM245 21H246V20H245ZM54 22H55V21H54ZM179 22H180V23H179ZM198 22H199V23H198ZM22 23H23V24H22ZM57 23H58V22H56L55 25H57ZM67 23H69L68 26H70V25L72 24V22H71L70 20H69ZM70 23H71V24H70ZM178 23H179V25H178ZM203 23H204L205 25H203ZM172 24H171V25H172ZM182 24H184V25H182ZM194 24H195V25H194ZM31 25H32V26H31ZM104 25H105V24H104ZM180 25H181V26H180ZM187 25H188V26H187ZM193 25H194L195 27H194ZM233 25H234V26H233ZM237 25H238V26H237ZM40 26H41V28H42V26H43V29H42V30H44V31L41 30ZM73 26H74V25H71V26H70V27H72V28H70L71 31L74 30ZM177 26H178V27H177ZM201 26H202V27H201ZM232 26H233L235 29H234ZM261 26H262V27H261ZM44 27H45V28H44ZM46 27H48V28H46ZM240 27H241V28H240ZM49 28H50V29H49ZM102 28H105V26L103 27V25H102ZM189 28H188V30H189ZM236 28H237V30H236ZM20 29H21V30H20ZM47 29H48L49 31H48ZM180 29H181V30H180ZM198 29H199L200 31H199ZM226 29H227V31H226ZM239 29H240V30H239ZM241 29H242V30H241ZM251 29H252V31H251ZM176 30H177V31H176ZM246 30H245V31H246ZM228 31H229V32H228ZM236 31H237V32H236ZM240 31H241V32H240ZM34 32H35V33H34ZM43 32H44L45 34H43ZM224 32H225V33H224ZM235 32H236V33H235ZM239 32H240V33H239ZM103 33H107V31L104 32V30H103ZM25 34H26V35H25ZM35 34H36V35L38 34L39 37H41L42 35H43V36L46 35V36H45V37L42 36V38H39V37L37 38V36H36ZM224 34H225V35H224ZM235 34H236V35H235ZM27 35H30L31 40L28 38L29 36L26 37ZM40 35H41V36H40ZM172 35H173V36H172ZM185 35H186V36H185ZM203 35H204V33L201 35V38L203 37ZM218 35L216 34L215 37H218ZM221 35H222V36H221ZM253 35H254V36H253ZM262 35H263V36H262ZM33 36H35V37H34L35 39H32ZM93 36H94L93 40L98 38V36L96 37L95 34H94ZM93 36H92V37H93ZM103 36H104L103 38L106 40L105 37H107L108 35L106 36L105 34H103ZM181 36H182V37H181ZM206 36H208V35H206ZM206 36H205V37H206ZM225 36H227V37H225ZM228 36H229V37H228ZM256 36H255V37H256ZM22 37H25L27 40H25V38H23V40H22ZM95 37H96V38H95ZM164 37H166V38H164ZM168 37H169L170 39H169ZM172 37H173V38H172ZM252 37H246V38L248 39V38H252ZM36 38H37V40H36ZM101 38H102V37H101ZM160 38H161V36H160ZM167 38H168V40L172 41L171 44H170V41L167 40ZM182 38H183V39H182ZM238 38H240V37L238 36ZM246 38H245V39H246ZM253 38H252V39H253ZM137 39H138V38H137ZM137 39H134L133 42H134V43H138V41H136ZM161 39H162V38H161ZM21 40L24 41V42H22ZM28 40H29V41H28ZM181 40H182V41H181ZM185 40H186V39H185ZM258 40H259V37H258V39H257V42H255V43L253 44L254 46H256L257 43H259V45H260L259 47H258V46H257V47H254V48L257 50L256 53L254 52V53H255V56L258 58V59H257V58L254 56L255 59H252L253 61H255V63L251 60V58H252V57H250V55H251L250 53H251V52H248V49H249L248 47H250V46H252V45H249L248 47H245V49H244L245 51L242 49L243 53H244V52L246 53V51H247V53H246L244 56H243V53H241L242 51H240V52L238 51L239 53L236 52V55H238V54H239V55H240V54L242 55V56H239V59H242V57L246 58V59H245V63L248 62V61H249L248 63L252 62V63H251L252 65H251V64H249V65H245V63L242 62V60H244V58H243L242 60H240L241 62H240L239 65L242 66V64H243V67L245 66L244 69H246V67H248V66H251L252 68H255V69H253V71L249 72L250 70H252V68H251V67H250V68L248 67L247 69H248V70L250 69V70L248 71V70L246 69V71H248V73L245 74V75H247V76H245V75H244L245 71L243 70V68L240 67L239 65H237V67L235 66L236 69L240 68V69H238V70H240L242 73H243V71H244L243 74L240 72L241 75H244V76H242V77H244V79H242V77L240 76V73H238L239 71L235 72L236 69L233 70V69H234V66L231 67V68H233L232 70H231V68L229 69V70H230L229 72H231L232 74H229L228 71H227V73L225 74L226 76H225V75H221V76H220V75H217L215 78H219V79H215V78H214L215 81L213 80V83L211 82L212 85L214 84V88H213V87L210 88L211 83L208 85V86H209L208 88H210L211 90H212V89H213V90L216 89L217 91H216V90H214V91L217 92V94H216L215 92H214L215 94H212V95L210 94V95L213 97V98H212V97H210V95L207 94L208 92L211 93V90H210V89H209V91L206 90L207 93H205L204 95H205V96L207 95V96H206L207 99L205 100L206 97H205V96H202L204 100L200 98V100H198V102H199V101H200V102H199V103L197 102L198 105L196 104L197 107H196V106H195V108H191V107H189V108L187 109L188 104L185 105V106H186V108H185V109H186V112H187L190 108H191L190 111H191V112L193 111L192 113H190V111L188 112V113H190L191 116H188V113H187V116H188V118H189L190 121H189L188 118L186 117L187 119L184 121L186 124H184V122H182L183 124L178 123V122H176V121L172 122V124H173L174 126H176V127H174V128H178V127L182 128V131H183V137H184V136H185V137H184L183 140H182L183 142L181 141V145H182V144H183V145H182L180 148L183 149L184 151H183V150L181 151V149L178 150L179 152H181V153H180V157L178 156L179 158H178V157L175 158V159H177V161L175 160V162H173V163H176V162H177L178 166H177V164H172V163L170 164V163H169V164H170L171 166H173V167H170V165H167V167H166V166H164V167L162 166L161 168H163V169H164V168H166V169L175 168V170H177V168L180 167V166H182V168H184V169L182 170V173H181V176H182L181 179H182V181L180 180V182H179L178 185H177V190H178V192H179L178 195L175 196V197H177V200H175V197H174V200H172V201H173V202H172V206H173V204H175V203L178 201V203H176V205L178 204L180 207L177 205V207L174 208L175 210H174L173 207H172V209L174 210V211H172V217H173L172 219H174L173 221H175V223H176L175 226L172 227V229H173V231H174L175 228H178V230L176 231V229H175L176 232L174 231L175 234H174L173 237H172V238H174L175 240H174V239H173V240L171 239V240H172V242H171L172 245H171V246H172V249H173V253H174V255H176V256H175L176 258H178V256H179V258L183 257V259L181 258L182 261H183L185 258L187 259V256H188V258L190 257V259H191V261H192V262H191L190 260L187 259L190 263L196 264V263H197L196 259H198V263H197V264L200 263L199 257H197V256H199V254L197 253L198 251L194 248L193 245H191V244H194V243H195L194 241H195V240H198L199 237L196 236V235H195L196 237H195V236H192V237H193L192 241H193L194 243H191V244H189V245H188V244H184V243L182 242V240H181V239H183L184 236H183V235H180L179 231L181 230L180 228H181V226H183V225H184V226H183L182 228H184V229H185L186 226H187V228H186V230H185L184 232L188 231V229H189L190 227H191V228H192V227H193V228H196V227H197V225H198V220H197V211H196V209H197L201 204H199L198 202H196V200H194L195 197L193 198V197L191 196V197H192V198H191L190 195H186V196L184 195V196H185V197H184V196L181 195V194H182V192H184L185 190L187 191V187L190 188L189 190H191V187L194 188V186H195V188H196L197 185L200 186V183L198 184V182H201V184L203 183V179H204V178L202 179V177H205V176H204V174H201V173H202V171L204 172L203 169H204L205 167L208 166L207 169L211 171L210 173H213V172H216V171H217V166L214 165V161H213L212 159L210 160V158H209L206 154H205V155H202V153H200L201 157L199 156L198 153H199L200 151H198V150H199V148L202 149V147H201L202 144H200V145H199V148H198V144L201 142V141H200V138H202L204 135H205L204 138H206V137L208 136V132H209V131H208V128L210 129L211 126H213V125H215V126H216V125L221 126V127H222V130H223V128H224V129H229V127L231 126L230 122H231V121L233 122V120H234V119H232L233 116L230 115V112H229V113L227 112V111H228L227 109H229L230 106H232L231 104H234L235 109L237 108V109H236L237 111H238V109H239V110H240V109L242 110V109L246 108V106H251V105L253 104L254 100L257 99V98H255V97H252V96H253V93H252V92H254V90H255L254 93H256V94H258V93L261 91V89L263 90L264 87L262 86V84L264 85V82H262V84H260V85L262 86V88H260L259 90H256L258 87H260L259 85H258V87H255L256 89L253 88L254 90L252 89V86H251L252 83L255 82V80H256V76H258L259 73H262V70H260V68H258V66H259V63H260V62L263 60V58H264V49H261V48H264L263 46H261V45H263L264 43L262 44V42H260V41L258 42ZM262 40H263V39H262ZM262 40H261V41H262ZM15 41H14V43H15ZM26 41H27V42H26ZM35 41H34V42H35ZM39 41H38V42H39ZM46 41H47V40H46ZM95 41H96V40H94L93 42H95ZM186 41L188 42L189 40H186ZM96 42H97V41H96ZM96 42H95V43H96ZM189 42H190V41H189ZM263 42H264V40H263ZM25 43H26V44H25ZM27 43H28V44L30 43V44L28 45ZM127 43H129V40H127V42H125V45H126ZM168 43H169V45H168ZM225 43H224V44H225ZM38 44H40V43H38ZM35 45L37 46L36 43H35ZM163 45H164V46H163ZM27 46H28V47H27ZM36 46H35V49L38 50L39 47L41 46V44H40L38 47H36ZM181 46L183 47V49H182ZM32 47H34V43L32 44ZM180 47H181V49H180ZM14 48H13V50H14ZM24 48H23V50H24ZM41 48L43 49V46H41ZM41 48H40V49H41ZM164 48H167V49H164ZM252 48H253V47H251V49H250L249 51H251V50L255 51V49H254V48L252 49ZM18 49L21 50L20 48H18ZM18 49H17V50H14L15 53H14V51L12 52L13 54L11 53V55H14L15 58H17V59H13L14 56H12V57H11V61H12V60H13V61L15 60L16 63H17V62L23 57V54H22V57H21V55H19V53H21L22 50L19 51ZM40 49H39V50H40ZM42 49H41V50H42ZM222 49H223V50H222ZM37 50H35V51L37 52V54H39V53H43L42 51H43L44 49H43L42 51H39V50H38L39 52H38ZM164 50H165V51H164ZM182 50H184V51H182ZM171 51H172V52H171ZM221 51H222V52H221ZM162 52H163V53H162ZM165 52H166L167 54H165ZM181 52H182V53H181ZM183 52H185V53H183ZM125 53H126V55L128 56L129 53H128V50H127L126 46H125ZM178 53H179V54H178ZM190 53H191L192 55H191ZM237 53H238V54H237ZM248 53H249V54H248ZM252 53H253V52H252ZM254 53H253V55H254ZM7 54H8V53H7ZM15 54H16L17 56H16ZM173 54H174V55H173ZM185 54H186V55H185ZM187 54H189V55H187ZM193 54H194V55H193ZM198 54H199V53H198ZM222 54H220V55H222ZM225 54H226V53H224V55H225ZM8 55H9V54H8ZM8 55H6V56H8ZM166 55H167V56H166ZM169 55H170V56H169ZM183 55H184V56H183ZM18 56H20L21 58L18 59ZM77 56H78V57H77ZM159 56H158V57H159ZM245 56H246V57H245ZM248 56H249V57H248ZM162 57H159V59L162 58ZM190 57H191V59H190ZM192 57H193V58H192ZM76 58L79 59V55H78L77 53H76ZM76 58H75V61H76V62H74L75 64L78 63L77 60H76ZM163 58H162V59H163ZM169 58H168V59H169ZM249 58H250V59H249ZM162 59H161L160 61H163V62H164V61H167V62H169L168 59H167V60H166V59H163V60H162ZM192 59H193V60H192ZM256 59H257V60H256ZM5 60H6V58L4 57V60H3V57H2V61H5ZM21 60H22V59H21ZM21 60H20V61H21ZM173 60H174V59H173ZM173 60H172V61H173ZM184 60H185V61H184ZM258 60H260V61H259L258 64H257L258 66H257V70H256V63H257L256 61H258ZM2 61H1V62H2ZM13 61H12L11 63L14 64L15 62H13ZM20 61H19V64L21 63ZM188 61H189V62H188ZM190 61H191V62H190ZM194 61H195V62H194ZM163 62H161V63H163ZM182 62H183V64H182ZM16 63H15V64H16ZM177 63H178V64H177ZM241 63H242V64H241ZM248 63H246V64H248ZM17 64H18V63H17ZM17 64H16V65H17ZM19 64H18V65H19ZM75 64H74V65H75ZM163 64H165V62H164ZM176 64H177V65H176ZM190 64H191V65H190ZM253 64H254L255 66H254ZM16 65H15V66H16ZM18 65H17V66H18ZM76 65H77V64H76ZM76 65L73 67V69H75V67H76V70H74V71L72 70V71H73V74L75 73V77L77 76L76 74H78L77 77H78V79H79V76L82 77L83 74H82V72L80 73V71H79L80 69L78 70V68H77V67L80 68V66H79V65L76 66ZM180 66H181V67H180ZM190 66H191V68H190ZM253 66H254V67H253ZM188 67L190 68V71H189V68H188ZM198 68H199V69H198ZM106 69H107V68H106ZM179 69H180V70H179ZM191 69H192V70H191ZM195 69H196V70H195ZM207 69H208V68H207ZM241 69H242V70H241ZM108 70H109V69H107L106 71L108 72ZM111 70H112V69H111ZM254 70H256V71H254ZM75 71H78V72L76 73ZM179 71H180V72H179ZM259 71H260V72H259ZM187 72H188V73H187ZM233 72H234V73H233ZM253 72H254V74L251 75ZM105 73H106V72H105ZM108 73H110V74H108ZM108 73H106V74L109 75L110 77L113 75L112 72H110V70H109ZM181 73H182V74H181ZM189 73H190V74H189ZM192 73H193V74H192ZM250 73H251V74H250ZM80 74H82V75H80ZM191 74L194 75V76H192ZM236 74H237V76H236ZM263 74H264V73H262V75H263ZM180 75L182 76L183 79L180 78V77H181ZM232 75H235L234 78H233ZM250 75H251V76H254V77L252 78ZM172 76H173V75H172ZM179 76H180V77H179ZM248 76H250L251 79H250V77L248 78ZM263 76H264V75H263ZM81 77H80V79H81ZM169 77H171V76H169ZM169 77H168V78H169ZM174 77H175V76H173V78H174ZM187 77H188V78H187ZM189 77H190V78H189ZM223 77H224V78H223ZM171 78H172V77H171ZM173 78H172V79H173ZM222 78H223V79H222ZM227 78H228L229 80H228ZM235 78H236V79H235ZM238 78L242 79L243 82H244V80L247 79V81H245V82L249 83V85H248V84H245V87H244V89H243V86H241V85H244V83L241 84V83H242V80H240V79H238ZM245 78H246V79H245ZM169 79H170V78H169ZM189 79H190V80H189ZM226 79H227V82H226ZM233 79H234V80H233ZM181 80H182V81H181ZM185 80H186V81H185ZM216 80H218V82H217ZM232 80H233L234 82H235V81H236V82L234 83ZM237 80H238V81H241V83H239ZM249 80H250V81H249ZM159 81H160V80H159ZM187 81H188V82H187ZM248 81H249V82H248ZM263 81H264V78H263ZM189 82H190V84H189ZM216 82H217V83H216ZM219 82H220V83H219ZM221 82H223V83H222L223 85L225 84V86H228V89H226L227 87L222 86V85H221ZM232 82H233V83H232ZM112 83H113L114 85H116V83H115L114 81H112ZM155 83H156V82H155ZM155 83H154V84H155ZM192 83H193V84H192ZM238 83H239V84H238ZM158 84H159V82H157V84H156L159 88H158L157 86H155V85H153L154 87L151 86V87H153V88L149 87L150 90H151V89H154V90H153V91L151 90V92H149L148 90H147V92H144L145 95L142 94L144 97H143L142 95H141L142 97L139 96V94L137 93L138 96H137V94H136V97H134V98H136L137 100L130 99V98H131V95H132V94H130V93H132V92H131V91H132V90H131V88H132L131 82H128L127 84H124V86L127 85L128 88H130V86H131V88H130L131 91H128L129 89H128V88H125L126 86L124 87L125 89H127L128 92H127V95H126V90H124V91H125V96H126V98H124L125 96H124V93H123V96H124L123 98H124L125 100L122 102L123 104L119 105L121 109H122V107H124V108H128V109H126V111H129V112L131 111V113H132L133 110H135V109H133V108H137L138 106L140 107V105H143V106H142L143 108H141V109H143V110L145 109L144 113L147 112V114H146L145 116L148 115V117H149V118L146 117V118H147V121H144V122L147 124L148 120L150 121V122H148L149 127L144 128L145 131H147V132H144V130L142 131V132L145 133V136H144V134L142 133L143 135H142V138H141V139L144 140V141L141 140V145H145V146L141 147V148H142L141 150H143V151H141L142 154L140 153L141 156H140V158H138L137 161H136V168H137L136 171H137V172L133 173V175H132V178H134V180L136 179L135 181H137L140 177H143L144 173H145V175H148V171L150 172V170L148 169V165H149L148 163H149V159H150L149 157H150V155H151L150 152H152V149H153L151 146H153V143H155V139H154V137H152V136H153V131H154V128H153L154 125H153V123H154V121H155V120H154V116H155V109H154V108H155V105H151V103L153 104V103L157 102V101H156V100H158L157 97H159V95H160L161 93H163V91H159V90H158V89H160V86H161V84H159V85H158ZM195 84H196V82H195ZM235 84H236V85H235ZM92 85H93V84H92ZM177 85H179V84H177ZM188 85H189V86H188ZM215 85H216V86H215ZM233 85H234V86H233ZM239 85H240V86H239ZM246 85H248V89H247ZM25 86H26V85H25ZM25 86H24V88H25L24 90L26 91V90H27V89H26L27 87H25ZM219 86H222V88L219 87ZM229 86H230V87H229ZM237 86H238L239 88H238ZM91 87H92V88H91ZM93 87H94V85L91 86V83H90V87H89V88H91V89L94 90L95 87H94V88H93ZM112 87H113V86H112ZM218 87H219V88H218ZM223 87H224V88H223ZM157 88H158V89H157ZM186 88H187V89H186ZM217 88H218L220 91H223V92L228 91V90H230V91L232 90L231 92H233V91L235 92V91L237 90V88H238V89L242 88L243 91L245 90L246 96H244L245 93H244L243 91H241V92L238 91L239 94H240V96H239V94H238V95L236 94L237 91H236L235 93H234V92H233V93H230V91H229V93H230L231 95H230L229 93H225V96H227V94H229L230 96H227V97L224 96V98H222V97H223L222 95H223L224 93L222 94V93L220 92L222 95H221V97L219 96V97H220V98H219L218 95H219L220 93L218 94V91H219V90H218ZM220 88H221V89H220ZM232 88H233V89H232ZM95 89H96V88H95ZM225 89H226V90H225ZM74 90H75V87H74ZM76 90H77V89H76ZM89 90H90V89H89ZM156 90H157V92H156ZM213 90H212V91H213ZM240 90H241V89H240ZM25 91H24V92H25ZM94 91H95V90H94ZM124 91H123V92H124ZM246 91H247V92H246ZM249 91H252V92H249ZM256 91H259V92L257 93ZM129 92H130V93H129ZM152 92H154L155 94L152 93ZM158 92H159V93H158ZM193 92H192V93H193ZM238 92H237V93H238ZM242 92H243V94H242ZM25 93H26V92H25ZM128 93H129V95H128ZM146 93H147V94H146ZM151 93H152L153 95H152ZM250 93H252V94H251V98L248 99V98L250 97ZM156 94H157V95L159 94V95L157 96ZM189 94H190L191 96H190ZM235 94L238 96V99H237L238 101L235 99V97H236ZM241 94H242V96H241ZM259 94H260V93H259ZM161 95H162V94H161ZM214 95H217V97L215 96V98H214ZM232 95H234L235 97H233ZM254 95H255V94H254ZM128 96H129V97H128ZM146 96H147V97H146ZM151 96H154V97H151ZM231 96L233 97L234 100H236V102H235V101L232 102L233 99H232ZM248 96H249V97H248ZM255 96H256V95H255ZM119 97H121V94H118V98H119ZM127 97H128V98H127ZM137 97H138L139 99H138ZM204 97H205V98H204ZM228 97H229V98L231 97V98L229 99ZM241 97H242L243 99H242ZM209 98H210V99H209ZM227 98H228V99H227ZM253 98H254V99H253ZM247 99L249 100V102H248ZM252 99H253V101H252V103H250ZM127 100H128V102H127ZM129 100H131L132 103H131V101H129ZM154 100H155V101H154ZM240 100H241V101H240ZM135 101H136V102H135ZM152 101H154V102H152ZM201 101H203V102H201ZM204 101H205V102H204ZM230 101H231L232 103H231ZM138 102H140L141 104L138 103ZM185 102H186V101H185ZM245 102H246L247 104H245ZM26 103L29 104V105H28V106H29V109H28V106L25 105L26 108H27V110H28V111L26 110V112L29 113V115L26 113V116H27V115L29 116L28 119H30L31 117L33 118V125H32V128H33V129H36L37 126L39 125V124H38L39 121L36 120V119H37V118H36L37 116H35V114L33 115V113L31 112V113H32V115H31V113H30V110H31V109H30V107H31V106H30V105H31L30 101L27 100ZM135 103H136V104H135ZM142 103H143V104H142ZM202 103H203V105L201 106ZM248 103H249L250 105H248ZM254 103H255V102H254ZM262 103H264V101H262ZM132 104H133V105H132ZM137 104H138V106H135V105H137ZM208 104H212V105H214V106L211 105L210 107H208V106H209ZM244 104H245V105H244ZM216 105H217V106H216ZM218 105H219V107L221 106V107H220V108H221L220 110H222V108L224 107L225 113H226V112L228 113L227 116H226V114H225L224 116L227 117V118H225L224 116H223V117H224V118H223L222 115L218 114V111L216 110V109L219 108ZM261 105L263 106V104H261ZM121 106H122V107H121ZM127 106H128V107H127ZM131 106H133V107H131ZM150 106H151V107H150ZM215 106H216V108H215ZM262 106H260V104H259V108H258V109L261 110L262 108H264V107H262ZM144 107H145V108H144ZM198 107H199V108H198ZM200 107H201L202 109H201ZM212 107H213V108H212ZM228 107H229V108H228ZM238 107H239V108H238ZM260 107H261V108H260ZM196 108H197V109H196ZM203 108H204V109H203ZM209 108H210V109L212 108V109L210 110ZM214 108H215V110H213ZM130 109H131V110H130ZM192 109H193V110H192ZM151 110L154 111V112H152ZM194 110H195V111H194ZM199 110H201V111H199ZM209 110H210V111H209ZM259 110H256L255 113H254V115H255L256 118H257L260 114H262V110H263V109L261 110V113H259V114L256 113L257 111L259 112ZM31 111H32V110H31ZM120 111H121V110H120ZM150 111H151L152 113H154V115H152V113H151ZM196 111H197V112H196ZM214 111H215V112H214ZM216 111H217V114H215ZM212 112H213V113H212ZM263 112H264V110H263ZM144 113H143V116H142V117H144ZM198 113H199V115H198ZM201 114H202V115H201ZM130 115H132V114H130ZM130 115H129V116H130ZM203 115H204V116H203ZM208 115H209V116H208ZM216 115H218V116H216ZM254 115H253V116H254ZM28 116H27V117H28ZM152 116H153V117H152ZM130 117H131V116H130ZM133 117H134V116H132V118H133ZM142 117H141V118H142ZM194 117H195V118H194ZM200 117H201V118H200ZM206 117H207V118H206ZM213 117H214V118H213ZM229 117H230V118H229ZM255 117H253V118L255 119ZM259 117H260V116H259ZM35 118H36V119H35ZM132 118H131V119H132ZM134 118H136V117H134ZM134 118H133V119H134ZM199 118H200V119H199ZM222 118H223V119H222ZM261 118H264V117H263V114H262ZM261 118H258V123H260V122L262 121ZM106 119H107V121L105 122ZM108 119H110V115H109L108 117L105 116L104 119H101V121H102V122H101V127H104V126H105L106 129H108V130L110 131V135H111V133H112L111 137L109 138V140H110V139H111V140L109 141V145H108V147L106 148V150H103V154H104V157H105V162H103L104 160H103L102 158H100V159H102V160H101L102 162H101V161H99V162H101L102 164L97 163V162H98V157H99L98 155H97L98 157L95 156V158L97 157V158H96L97 160L95 161V159H94V162L98 164V166H97V165H96V166L94 165V166H95V169H96V167H97L96 171L98 170V167H100L99 170H98V172H97V173H99L98 176L101 177V180H99V183L101 182V183H100V184H101V187H100V188H101V193H103V194H100V195L105 196V197H103V196L101 197V196H100V198H99V200H100V203H99V204L101 205V202H102V205H101V207L99 208L100 210H98V214H97V215L99 216L100 220H101V225H100V227H101L102 229H100V234H99V236H98V240H99V242H100V244H101V246H102V253H103V254H101V256H100V254H96V255H95L94 252H96V251L94 250L93 247L91 248L92 244L89 243L88 241H83V237H84V240H86V239H85V236H83V237L80 236L81 234H82V235H84V234H83V231L78 227V226H79L78 219H80V214H79V213H81L83 210H86V211L82 212L81 214H86V213H88V215H90V216L93 215V211H87V208L85 209V207H87V206H84L83 210H81L82 207H80L81 209L79 208V205H80V204H79V205L76 204L77 206L74 205V209L71 208L72 206H69V209H70V210H69V212L67 211V213L69 214V213L72 212V213H71L72 216H71V214H69L68 217L66 216V219H68V218L70 217V220H71V221L65 219L64 224H66V227L68 226V229H66L67 231L70 230L71 228H73L71 231H69V234L73 237V239H74V237H76L75 239L77 240V242H74L75 239L73 240V246H74V243L77 244L78 242H80L79 244H81V245L79 246V245L77 244L78 247H79V248L81 247L82 249H84V250H81V249H79V248L77 247V245H75L76 249H74V250H75L76 252H77V249H78L79 251H81V252L78 251V252H77L78 254H79V253L82 254L85 250L88 251V252H87L88 254L86 253V251L84 252V253H85L84 255L82 254V255L84 256V258H83V256H82L81 254L79 255L80 257L82 256V257L80 258V264H98V263H100V264H116V260H115V259H116V257H117V254H116V257H115V254L112 255V253L110 252V249H111V247L115 246V244H116L115 241H117V240H118V241H117V242H118L117 245H119V247L121 246L122 243H124V241L121 242V236H120V234H121V235H124V230L127 231V232H129L128 235H129L130 238H127L125 244L122 245V248H124V249H125L126 247H128V248H126L125 250L123 249V251H126V253L121 251V254H122V255L124 254L125 257H126V256L129 257V255H130L131 257L134 256V255H136L137 257H139V258H138V261H140V262H138L139 264H144V262H145V264H147L145 260H146L147 252L150 250L149 247L151 246V244H150V242H151V241H150L151 238L148 239V237H146V235H147V236H150V235H151V234L148 235V233H151V232H152L151 230H153L152 228H153V226H154V225H152V224H154L153 221H154V218H155V215H156V213H155V208H154V206H152V205L154 204V202H153L154 199H152L150 195L148 196V194L144 197L143 200H145V201H147V202L144 203V206H145L146 208L144 207V208H143L144 210H142V211H144V213L142 212V213L144 214V215L142 216L143 219H142V217H140L141 219H135L133 216H131V212H132L131 210H132V208L129 209V208L131 207V203H130L131 201L129 202V200H128V196H127V192H125V191H126V189H125L126 187L123 186V185H124L123 183L126 182V180L128 179V178H127V174H126L124 171H121V172L118 171L119 173L116 172L115 164H114V161H115L114 158H115V150L117 149V144H116V142H115V141H116V138L118 137L119 140H120V142H119V144H118V145H119L118 147L121 148V149H120V155H122V154L125 153L124 151H126V150L128 149V147H130V145H131V141L134 142V136H133V135H134L135 133H133V135L131 134L132 136H130V133H132V131L130 130V131H131L130 133H129L128 131H125V132H122V134L120 135V131H119V129H120V125H121L120 123H121V121H119V122H117V123H116V122H112V124H111V123H110L111 120H110V122H108V121H109ZM121 119H122V118H121ZM144 119H145V117H144ZM191 119H192V120H191ZM195 119H196V120H195ZM201 119H202V120L204 119V120L202 121ZM212 119H213V120H212ZM224 119H227L228 121H229L230 119H232V120L228 122V121H226V120H224ZM254 119H253V120H254ZM259 119H261V120H259ZM103 120H104V121H103ZM263 120H264V119H263ZM34 121H35V123H36L37 125L34 124ZM36 121H37V122H36ZM151 121H152V122H151ZM186 121H187V122H186ZM198 121H199V122H198ZM205 121H206V122H205ZM215 121H216V122H215ZM254 121L256 122L257 119L254 120ZM259 121H260V122H259ZM65 122H66V123H65ZM68 122H69L68 120L64 121V123H65L66 125H69ZM104 122H105V123H104ZM167 122H169V123H168V126L171 125V121H167ZM209 122H210V123H209ZM227 122H228V123H227ZM263 122H264V121H263ZM106 123H107V125H106ZM149 123H150V124H149ZM151 123H152V124H151ZM174 123H175V124H174ZM177 123H178V124H177ZM192 123H193V125H192ZM200 123H202V124L199 125ZM65 124H64V125H65ZM102 124H103V126H102ZM227 124H228V125H227ZM256 124H257V122H256ZM34 125H35V127H34ZM66 125H65V126H66ZM173 125H171V126L173 127ZM178 125H180V126H178ZM183 125H186V126H188V127L186 128V126H183ZM189 125H190V126H189ZM209 125H210V126H209ZM233 125H234V124H233ZM233 125H232V127H234V128H232V131L230 132L231 135H229L228 138H227V137H226V138H223L224 140L220 137V136H221L220 134L222 133V132L220 133V131H221V130H220L221 127H218L219 129L217 128V129L219 130V132H218V130L216 129V130H217V131H216L217 135H218V133H220L218 137L223 141V142H220V140H218L219 138H218V137L216 138V142H217V141H218V142L215 143L216 146H215V149H214V150H216V153L219 152V153L222 154V156H221V154L219 155V154L217 153V154H218V157H219L220 159H221V157H223V155H224L225 153H226V154H225L224 156H226V155H227V152L230 150L229 147H230L231 145H229V143H230V144H233V141H234V142L237 141L238 138H239V140H244V141H245V140H246L245 136H248V135L250 134V133L248 134V132H246L245 129L243 128L244 131H245V132L243 131V132L245 133V136H244V133H243L242 130H241V129H242L241 125H240L239 123L236 124V125H238V126H236V125H235V126L238 127V128H236V127L233 126ZM146 126H147V125H146ZM171 126H170V127H171ZM198 126H199V128H198ZM224 126H225V127L227 126L228 128H225ZM105 127H104V128H105ZM195 127L197 128V130H196ZM147 128H149V130H148ZM151 128H153V131H152ZM180 128H178V129H180ZM189 128H190V129H189ZM194 128H195V129H194ZM33 129H32V130H33ZM146 129H147V130H146ZM198 129H199V131H198ZM205 129H206V130H205ZM233 129L236 130V131H234ZM238 129H239L240 131H238L239 134L237 133V135H236V132H237ZM117 130H118V131H117ZM134 130H135V129H134ZM186 130H187V131H186ZM136 131H137V129H136ZM149 131H150V132H149ZM188 131H189V132H188ZM192 131H194V132L192 133ZM203 131H204L205 133H204ZM233 131H234L235 133H232ZM126 132L128 133V136L131 137V138H130L131 140H130L129 137H128V139H127V141H126V137L123 136L124 133H125V135H126ZM190 132H191V133H190ZM206 132H207V134H206ZM249 132H252L251 135H249L251 138H253L254 135H255L256 138H253V140L250 141V144L248 145L249 148L246 146V147H245L246 150H245V149L243 150V151H244L243 153L245 154L246 157L248 156V154H251V155L254 154V153H252L251 151H252V150L255 151V150L257 149V146H256V145L259 144L258 146H260V143H262L261 140H262V138H263V135H262V138H261V137H260L261 134H259V133H258V135H256L257 133H255V132H256L255 130H254V132H253V130H251V131H249ZM151 133H152V135H149V134H151ZM184 133H187L188 135H187V134H184ZM246 133H247L248 135H247ZM194 134H196V135H194ZM198 134H199V135H198ZM252 134H253V135H252ZM113 135H114L115 137H114ZM201 135H202V136H201ZM217 135H216V136H217ZM233 135H234V136H233ZM238 135H240V136L238 137ZM122 136H123V137H122ZM146 136H147V138H145ZM195 136H196V137H195ZM198 136H199V137H198ZM230 136H231V137H230ZM236 136H237V137H236ZM249 136H248V137H249ZM194 137H195V139H193ZM232 137H234V138H233L234 140L232 139ZM152 138H153V140H152ZM196 138H197V139H196ZM235 138H236L237 140H236ZM242 138H243V139H242ZM244 138H245V139H244ZM259 138H260V140H259ZM112 139H113V140H112ZM123 139H124V140H123ZM198 139H199L200 142H198ZM229 139H230V140H229ZM145 140H146V141H145ZM148 140H149V141H148ZM189 140H190V141H189ZM195 140H196V141H195ZM205 140H206V139H205ZM231 140H232V141H231ZM247 140H249V138H248ZM258 140H259V141H258ZM129 141H130V142H129ZM194 141H195V142H194ZM228 141H230V142H228ZM262 141H263V144H264V140H262ZM121 142H122V143H121ZM127 142H128V144H127ZM151 142H152V144H151ZM205 142H207V141H205ZM227 142H228V145H227ZM257 142H258V144H256ZM129 143H130V144H129ZM149 143H150V144H149ZM123 144H124V147H126V148H123ZM125 144H127V146H126ZM190 144H191V145H190ZM205 144H206V143H205ZM205 144H203V147L206 146ZM217 144H218V145H217ZM255 144H256V145H255ZM40 145H41V144H40ZM115 145H116V148H115ZM154 145H156V143H155ZM186 145H187V146H186ZM261 145H262V144H261ZM41 146H42V147H41ZM41 146H40V147L43 148V144H42ZM196 146H197V147H196ZM228 146H229V147H228ZM255 146H256V149L253 148V147H255ZM35 147H38V146L35 145ZM92 147H93V145H92ZM150 147H151V148H150ZM182 147H184V148H182ZM190 147H192V148H190ZM41 148L38 147V149H37V148H35V149H36L37 151H38V150L40 151ZM143 148H144V149H143ZM171 148H172V147H169V149L172 150V151H174V149L176 150L175 147H173V149H171ZM230 148H231V147H230ZM251 148H252V150H251ZM91 149H92V148H91ZM125 149H126V150H125ZM148 149H149L150 151H149ZM190 149H191V150H190ZM247 149H248V150H247ZM2 150H3V149H2ZM4 150H5V149H4ZM92 150H94V147H93ZM187 150H188V151H187ZM219 150H221L222 152L224 151V152L222 153V152L219 151ZM225 150H226V151H225ZM250 150H251V151H250ZM5 151H6V152H4L3 155H5V153H6V154L9 153V152H7V150H5ZM104 151H105V152H104ZM205 151H206V147H205ZM127 152H128V150L126 151V155L129 154V153H127ZM143 152H144V153H143ZM186 152H187V153H186ZM191 152H192V154H191ZM249 152H251V153H249ZM33 153L36 154L37 152L33 151ZM33 153H32V155H33ZM148 154H149V155H148ZM8 155H9L8 157H9V159H10V157H11L10 155H11V154H8ZM143 155H144V156H143ZM190 155H191V156H190ZM197 155H198V156H197ZM251 155H250L248 158H250V157H251L250 159L255 158V157H253L254 155H253V156H251ZM35 156H36V155H33V157H35ZM37 156H38V155H37ZM124 156H125V154H124ZM147 156H148V157H147ZM206 156H207V157H206ZM5 157H6V159H5L6 162H8V161H7V160H8V159H7V158H8L7 155H5ZM5 157H4V158H5ZM145 157H146V158H145ZM226 157H228V156H226ZM252 157H253V158H252ZM142 158H144V159H142ZM197 158H198V160H197ZM201 158H202V159H201ZM208 158H209V159H208ZM12 159H14V154H13V156L11 157V162L9 161L10 163H8V164H12V165L15 164V165H17V167H16L17 170L20 169L21 171H22L23 167L25 166V164H26L27 162H29V163L26 164V166L24 167L25 169H23V172L26 171L27 173H25V172L23 173V172H22L23 175H24V178L22 177V179L25 181V184H26V185H22V186H21V187H23V188H22L23 192H26V191L31 192V191L33 190V188H35V187H36V188L39 187V186H37L38 183H39V185H40V184H42V185H40V187H39L40 189L37 188V190H41V187L43 188V185H44V184L42 183L43 180H42V182H41V180H39L41 183H40L38 180H36V181H37V184H36V181H34L35 183H33V180H32V179L35 178V177H36L35 179H41V176H39V178H38V175H37V173L39 172V167H37V168H38V169H37L38 172H34V170H36V166H40V165L38 164V162H36V161H38L39 159H38L37 157H35V158H31V159L28 158V159L26 160V163H25V162H24L25 164L23 163L24 166H23V165H22L23 167L21 166L22 169H21L20 167H18L19 165L17 164V162L15 163V160H13V161H14V162H13ZM33 159H35L34 162H36V163L33 162V164H35V165H33L32 162H30V160L32 161ZM36 159H37V160H36ZM139 159H140V160H139ZM141 159H142V160H141ZM146 159H147V160H146ZM222 159H224V158H222ZM225 159H226V158H225ZM28 160H29V161H28ZM181 160H182V161H181ZM200 160H201V161H200ZM263 160H264V159H263ZM65 161L67 162V160H65ZM140 161H141L142 163H141ZM145 161H146L147 163H146ZM207 161H209V162H207ZM256 161H258V160H256ZM66 162H65V163H66ZM94 162H93V163H94ZM179 162H180V163H179ZM196 162H197V163H196ZM201 162H202V164H201ZM203 162H207L208 164L206 163V166L202 168L201 166H203V164H204ZM212 162H213V163H212ZM259 162H260V163L262 162L261 159L259 160ZM263 162H264V161H263ZM30 163H31V164H30ZM65 163H63L62 166L65 165V166H64V169H65V168L68 169V167H67V166H68V163H66V164H65ZM103 163H105V164H103ZM139 163H140V164H139ZM182 163H183V164H182ZM184 163H185V165H184ZM191 163H192V164H191ZM231 163H233V165L235 166V163H236V162L234 163V162L231 161ZM29 164H30V165H29ZM36 164H37V165H36ZM179 164H180V166H179ZM194 164H195V166H193ZM256 164H257V162L255 163V166H256ZM15 165H14V166H15ZM27 165H28V171H27ZM32 165H33L34 167H33ZM66 165H67V166H66ZM100 165H103V166H102V169H101V166H100ZM175 165H176L177 167H175ZM211 165H212V166L214 165V167H212ZM29 166H30V167H29ZM138 166H139L140 168H141V167H142V168L140 169ZM230 166H231V167H230ZM230 166H229L228 168H232V167H233L231 164H230ZM32 167H33L34 169H33ZM144 167H145V170L147 169V171L144 170ZM196 167H197V168H196ZM209 167H210V168L212 167L213 169H209ZM180 168H181V167H180ZM180 168H179V169H180ZM201 168H202V169H201ZM228 168H227V170H228ZM29 169L33 170V172H32V171L29 172V171H30ZM67 169H66V170H67ZM100 169H101V171H100ZM142 169H143V171H142ZM193 169H194V170H193ZM200 169H201L202 171H201ZM232 169H233V168H232ZM37 170H36V171H37ZM66 170H64V171H66ZM195 170H197V171H195ZM199 170H200V171H199ZM229 170H230V169H229ZM144 171H145V172H144ZM18 172H19V171H18ZM28 172H29V173H28ZM100 172H102V173H100ZM177 172H179V170H178ZM196 172H197V173H196ZM199 172H201V173H199ZM22 173L20 172V174H22ZM30 173H31V176L28 177V176L30 175ZM32 173H33V174H32ZM34 173H35L37 176H36ZM136 173H137L138 175H137ZM210 173H209V174H210ZM38 174H39V173H38ZM101 174H102V175H101ZM140 174H141V176H140ZM195 174H196V175H195ZM199 174H200V175H199ZM25 175L27 176V178L25 177ZM32 175H33V176L35 175V177H33ZM39 175H40V174H39ZM197 175H198V176H197ZM202 175H203V176H202ZM21 176H22V175H21ZM139 176H140V177H139ZM183 176H184V177H183ZM62 177H63V176H62ZM62 177H61V178H62ZM100 177H99V178H100ZM136 177H137V178L139 177V178L137 179ZM194 177H195V178H194ZM196 177H197V178L199 177V178H198V181L196 180ZM28 178H29V179H28ZM30 178H32L31 181H30ZM187 178H188V179H187ZM193 178L195 179V181H194ZM26 179H27V180H26ZM62 179L65 180L64 177H63ZM118 179H119V180H118ZM189 179H191V180H189ZM200 179H202V180H200ZM64 180H63L62 182H64ZM121 180H122V182H121ZM183 180H184V181H183ZM187 180H188V181H187ZM192 180H193L194 182H193ZM0 181H1V183H3V182L6 181V180H3V179L0 178ZM24 181L22 182L23 184H24ZM26 181H27V183H28V181L31 182V184L33 183V186H32L31 184H27ZM65 181H66V180H65ZM123 181H124V182H123ZM66 182H67V181H66ZM66 182L63 183V185H64V184H65V186L67 185V186H66V187H67L66 189L69 190V187H68L69 185L66 184ZM117 182H118V184H117ZM120 182L122 183V186H123V187L120 186V185H121ZM191 182H192L193 184H192ZM195 182H196L197 185H194ZM256 182H257L256 186L259 187L260 189L264 190V180H263V179H262V180L260 179V180H258V181H256ZM5 183H6V182H4L3 184L0 185V186H1V187H0V190H1V191H0V192H2V190L4 189L3 191H5V192H4L5 194H4V193H3V194H4V195H7V194H8V195L5 197V196H3V194L1 193L2 196H3L2 198H3L4 200L6 199L5 201L7 202L8 199H10L9 194H10V196H11L12 193H10V192L7 193V191H6L7 189H5V187L7 188V183H6V186L4 185ZM35 184H36V185H35ZM119 184H120V185H119ZM2 185H4V186H2ZM34 185H35V186H34ZM118 185H119V186H118ZM182 185H183V186H182ZM185 185H186V186H185ZM27 186H28V188H27ZM65 186H64V187H65ZM102 186H103V187H102ZM116 186H117L118 188H117ZM198 186H197V187H198ZM25 187H26V188H25ZM29 187H30L31 189H30ZM115 187L117 188V190H116ZM124 187H125V188H124ZM1 188H3V189H1ZM36 188H35V190H33L34 192H35V191L37 192ZM102 188H103V190H102ZM114 188H115V189H114ZM119 188H120V192L118 191ZM122 188H123L124 190H123ZM185 188H186V189H185ZM259 188H258V189H259ZM26 189H27V190H26ZM182 189H183V190H182ZM67 190H66V193H67ZM181 190H182V191H181ZM42 191H43V190H42ZM42 191L39 192V194H40L41 196L38 194V192H37V193H34L35 195H33L32 192L30 193V194L32 195V196H31V197H32V200L35 202V203H34L33 201H31V203L33 202L34 205H38V206H34L33 203L30 204V205H33V206H34L33 208L31 207V208L33 209V214L35 213L34 215L31 214L32 212H29V214H26V213H28L29 209H28V211H24V210H27V209H25V205H24V204H23L24 207H22L23 209H22V208H19V206H20V205L22 206V203H23V202H20V201H19L20 198H19V200H17V201L19 202V206H17V205H18V202H17L16 200H14V199L17 198L16 196H14L15 194L13 195L14 198H13V196H11V198H13V199H12V200H14L13 202L16 201L17 204H16V203H14V204L12 203V204H11L12 206H7L6 204L11 203L12 201H10V202L8 201V202L6 203V202H5L3 199H1V198H0V201H3V203H1V202H0V203H1V205L3 204L4 207L7 206L8 209L10 208L11 211L5 208V209H4V210H5L4 212L6 213V210H8V211H7L8 216H10V215L13 216V219H12V221L14 220L13 223L15 222V220H16L17 218L19 219V220H18V219L16 220V222L18 221V222H17L18 225L21 224V223L23 224V221H25L24 224H23V226L25 225L24 227H23V226H21V227H20V226H19V227L17 226L19 230L21 229V230H23V231H24V230L27 231L26 228H28V230L31 228L29 231H27V232L24 231V232H22V233H23V235H24V238L26 237L27 240L29 239L28 235L30 236V239H29L30 241H26V239H25L26 244H27V242H30V243H31V238H32V241H34V242H32V243L30 244L31 247H32V248H30V249H31V250L33 249L34 252H35V253H34V252H31V253H32V257L34 256V254H37V253L39 254L40 252H39L38 249H40V248L42 247L44 250H42V251L40 250V251H41V253H43V255L45 254L44 256H46L45 258L43 257V260L46 259V258H47V260H49V262H48L47 260H44L43 263L46 261L45 264H46L47 262L50 263V264H53V263H51L52 261H51L50 254L48 253V250L46 251V249L44 248V245L46 246V248H47V246H48V245H47V239H46V230H45V228H46L45 216L42 214V213H43L42 211H40V212H42V213H40V212L38 211V210H42V209H40V208H41V202H42V200H43ZM112 191H114V192H112ZM148 191H149V190H148ZM115 192H116L117 197H116V195H115ZM117 192H118V194H117ZM6 193H7V194H6ZM68 193H69V194H68ZM68 193H67L68 198H70V197L72 198V197H73V201H75L76 203H77V202H78V203L80 202V201H79L80 199H78V201H76V199L79 198V196L77 197V195H75V194H74V195L72 194V196H71V192H70V190L68 191ZM111 193H112V194H111ZM149 193H150V192H149ZM36 195H37L38 199H37V197L35 198ZM38 195H39L40 197H39ZM69 195H70V196H69ZM111 195L114 196V197H112ZM0 196H1V195H0ZM75 196H76V197H75ZM7 197H8V199H7ZM147 197H148V198H147ZM149 197H150V199H149ZM188 197H189V198H188ZM40 198H41L42 200H41ZM71 198H70V199H71ZM178 198H179V199H178ZM187 198H188V199H187ZM17 199H18V198H17ZM39 199H40V200H39ZM70 199H68V200H69L68 202L70 203V204H68V205H73V204H75V202H73V201L70 200ZM74 199H75V200H74ZM146 199H148V200H146ZM186 199H187V200H186ZM190 199H191L192 201H191ZM182 200H183V201H182ZM36 201H38V202H36ZM39 201H40V204H39ZM70 201H71V202H70ZM151 201H152V202H151ZM174 201H175V202H174ZM185 201H186V202H185ZM4 202H5V203H4ZM72 202H73V203H72ZM108 202H109V203H108ZM126 203H127V204H126ZM129 203H130V204H129ZM146 203H147V204H146ZM184 203H185L186 205H185ZM195 203H196V204L198 203L199 205L197 204V205H198V206H197ZM4 204H5L6 206H5ZM108 204H110V205L108 206ZM125 204H126L127 206H129V207H127ZM180 204H181V205H180ZM100 205H99V206H100ZM176 205H175V206H176ZM3 206H2V209H3ZM13 206H15V207L13 208ZM39 206H40V208H38ZM75 206H76V207H75ZM110 206H111V207H110ZM122 206H123V207H122ZM150 206H151V207H150ZM182 206H183V207H182ZM186 206L189 207V208H187ZM193 206H194V207H193ZM17 207L19 208L20 211L17 210V209H18ZM77 207H78V208H77ZM109 207L111 208L110 210L108 209ZM120 207L123 208V209H121ZM124 207H125V209H124ZM190 207H191V208H190ZM192 207H193L194 209H193ZM195 207H196V208H195ZM11 208H13V209H11ZM15 208H17V209H15ZM31 208H30V210H31ZM75 208L78 209V210H76V211H79V213L75 211ZM182 208H183V209H182ZM14 209H15V210H14ZM79 209H80V210H79ZM176 209H177V210H176ZM178 209H179V210H178ZM187 209H189V210H187ZM12 210H13L15 213H16V211H17L16 214H18L19 216H21V214H22V215H23V216L21 217L22 219H20L18 215L16 216V214H12V213H14ZM72 210H73V211H72ZM181 210H182L183 212H182ZM192 210H193V211H192ZM18 211H19V212H18ZM23 211H24L25 213H24ZM31 211H32V210H31ZM80 211H81V212H80ZM99 211H100V212H99ZM109 211H110V212H109ZM128 211H129V212H128ZM184 211H185V212H184ZM8 212H12V213L9 214ZM20 212H21V213H20ZM22 212H23V213H22ZM74 212H76V213L78 214V215H76V213L74 214V215H76V217H75L76 219H77V217H79L77 220L73 217V216H74V215H73ZM177 212H178V213H177ZM223 212H224V211H223ZM19 213H20V214H19ZM37 213H38V214H37ZM128 213H129V214H128ZM142 213H141V214H142ZM154 213H155V214H154ZM176 213H177V214H176ZM25 214H26V217H27L28 215H30V214H31L32 216H34V217H35L36 215H37V216H38V215L40 216V214H41L40 217H42V218L39 219V218H38L39 216H38V217H35L36 220H38V222H36V220L34 219V217H31L32 219H31L29 216L26 218V217H25ZM173 214H174V216H173ZM190 214H191V215H190ZM178 215H179V216H178ZM184 215H185V216H184ZM14 216H16V217H14ZM24 217H25L27 220L30 219L29 222H31V221L33 222V219H34V220H35V221H34L35 223H39V220H40V223L42 222L43 225L41 224V227H39V226H40V225H39L40 223L36 225L35 223L33 224V223L31 222L32 225H31V227H30L29 222H28L27 220H25ZM71 217H72V219H73L74 221L71 219ZM131 217H132V222L129 223L130 220H131ZM175 217H176V218H175ZM178 217H179V218H178ZM185 217H186V218H185ZM191 217H192V218H191ZM11 218H12V217H10V219H11ZM28 218H29V219H28ZM37 218H38V219H37ZM128 218H129V219H128ZM184 218H185V221L182 220V219H184ZM41 219H44V220L42 221ZM151 219H152V220H151ZM175 219H176V220H175ZM189 219H190V220H189ZM21 220H23V221H21ZM127 220H129V221H127ZM140 220H141V222H140ZM150 220H151V221H150ZM179 220H180V221H179ZM186 220H187V221H186ZM191 220H192L194 223H196V224L192 223ZM20 221H21V222H20ZM26 221H27V222H26ZM44 221H45V223H44ZM68 221H69V222H68ZM134 221H135V222H134ZM146 221H147V222H146ZM178 221H179V222H178ZM183 221H184V222H183ZM16 222H15V224H16ZM71 222H72V224H71ZM73 222H75V223L73 224ZM77 222H78V223H77ZM127 222H128L130 225H129ZM181 222L184 223V224H182ZM26 223H27L28 225H27ZM109 223H110V224H109ZM140 223H141V224H140ZM144 223H145V224H144ZM146 223H147V224H146ZM189 223H190V225H188ZM0 224L2 225L1 222H0ZM17 224H16V225H17ZM22 224H21V225H22ZM44 224H45V226H44ZM69 224H71L72 227H71ZM126 224H127V225H126ZM137 224H138V225H137ZM180 224H181V225H180ZM186 224H187V225H186ZM192 224H193L194 226H193ZM73 225H76V226L78 225V226L76 227V226H73ZM176 225H177V226H176ZM178 225H179V226H178ZM185 225H186V226H185ZM215 225H216V224H212V223L209 224V227H208V229H209V233H210V232L213 233V231H215V229H216V226H215ZM2 226H3V225H2ZM2 226H1V227H2ZM27 226H29V227H27ZM32 226L34 227L35 230L33 229ZM42 226H44V229H42ZM69 226H70V228H69ZM133 226H134V227H133ZM138 226H139V227H138ZM146 226H147V227H146ZM35 227H36V228H35ZM38 227H39V228H38ZM135 227H136V228H135ZM188 227H189V228H188ZM3 228H4V227H3ZM3 228H0V231H1V234H0V235H1V237H0V242H1V245H4V246H1V245H0V246H1L0 249H1L4 253H6V254L8 253V254L6 255L7 257H6V256H2V258H3V257H6V262H4L5 258H3L4 260H2V261H3L5 264H6V263H7V264H12V262L14 263L15 260H16V259H15L14 261L11 260L12 262L10 261V259H14V258H15V257L12 256V255H14V250H13V248H11L12 246H10V243H8V242H9L8 237L6 238V237H5L6 235L2 236L3 234H5V232L3 233ZM23 228H24V229H23ZM40 228H41L43 231H42ZM74 228H75V229H74ZM76 228H79V229H77V230H79V231H78L79 233H80L81 231H82V232H81L80 234H79V233L75 234V233L77 232V231H76ZM143 228H144V229H143ZM38 229H39L40 231H39ZM136 229H137V232L139 231L138 234L141 233V230H143V231H144L145 229L147 230V232H146V230H145V232H146L145 234H146V235L143 234V236H144V238H145V237L147 238V239L145 238V241L147 240L148 243H149V245H147L148 243H147V241H146V242H145L146 245H144V248L142 247L143 250H142V249H141L140 251L137 250V252H139V253H136V254H135V253H134V250H136V249H133L132 242H133V239H134L133 236H135V234H137ZM184 229H182L181 231H183ZM73 230H75V231L73 232ZM116 230H117V231H116ZM4 231H5V230H4ZM33 231H35V232L38 231V232H36V233L34 232V233H33ZM44 231H45V235L43 234ZM114 231H116L115 234L117 233V235L114 234ZM122 231H123V234H122ZM133 231H134V234H133ZM149 231H150V232H149ZM181 231H180V232H181ZM28 232H32V233H29V234H28ZM40 232H42V233H40ZM130 232H131V233H130ZM177 232H178V233H177ZM25 233H27V236H25V235H26ZM37 233H38V234H37ZM39 233H40V236L42 235V237H41L42 239H41V238L39 239ZM73 233L75 234V236H74ZM33 234L36 235L35 238H37V239H35V238H34L35 240L33 239V237L35 236V235H33ZM113 234H114V238H115V240H114V238H113ZM130 234H131V235H130ZM181 234H184V233H181ZM37 235H38V236H37ZM43 236H45V237H43ZM109 236H110V238H112V241H111V240L109 241ZM131 236H132V237H131ZM174 236H175V237H174ZM27 237H28V238H27ZM118 237H119V239H118ZM150 237H151V236H150ZM194 237H195V239H194ZM43 238H44V239H43ZM77 238H78V239H77ZM80 238H81V239H80ZM2 239H3V241H4V239H5V241H6V239L8 240V241H6V243H5V244L7 245L8 248H6V245L4 244V242L1 241ZM45 239H46V241H45V242H42V241L45 240ZM79 239H80V241H78ZM122 239H123V237H122ZM128 239H129V240H128ZM39 240H40V241H39ZM41 240H42V241H41ZM76 240H75V241H76ZM81 240H82V243H81ZM113 241H114V242H113ZM143 241H144V240H143ZM112 242H113V244H112ZM45 243H46V244H45ZM83 243H84V244H83ZM143 243H144V242H143ZM8 244H9V245H8ZM42 244H44V245L42 246ZM82 244H83V245H82ZM88 244H89V245H88ZM127 244H129V245H127ZM181 244H184V245H181ZM27 245H29V243H28ZM30 245H29V247H30ZM90 245H91V246H90ZM130 245H131V246H130ZM180 245H181V246H180ZM190 245H191L192 247H191ZM37 246H38V248H37ZM147 246H148V248H147ZM175 246H176V247H175ZM177 246H178V247H177ZM185 246H186L187 248H186ZM83 247H84V248H83ZM10 248H11V249H10ZM42 248H41V249H42ZM129 248H130V249H129ZM180 248H181V249H180ZM185 248H186V249H185ZM128 249H129V251H128ZM177 249H178V250H177ZM183 249H184V250H183ZM194 249H195V250H194ZM1 250H0V251H1ZM7 250H8V252H7ZM12 250H13V252H12ZM31 250H30V251H31ZM176 250H177V251H176ZM193 250H194V251H193ZM2 251H1V252H2ZM145 251H146V252H145ZM180 251H181V252H180ZM1 252H0V254L2 255L3 252H2V253H1ZM44 252H46L47 254L44 253ZM131 252H132V253H131ZM178 252H179V253H178ZM182 252H184V254H182ZM191 252H192V254H191ZM9 253H10L11 256L9 255ZM11 253H13V254H11ZM33 253H34V254H33ZM41 253H40V255H41ZM130 253H131V254H130ZM86 254H87L88 256H87ZM132 254H133V255H132ZM137 254H138V255H137ZM177 254H178V255H177ZM188 254H189V255H188ZM190 254H191V255H190ZM1 255H0V256H1ZM3 255H5V254H3ZM43 255H42V256H43ZM47 255H48V256H47ZM194 255H195V256H194ZM196 255H197V256H196ZM9 256H10V259H9ZM14 256H15V255H14ZM42 256H41V258H42ZM86 256H87V257H86ZM98 256H99L100 258H98ZM144 256H145V257H144ZM180 256H181V257H180ZM101 257H102V259H101ZM131 257H130V258H131ZM142 257H144V258H142ZM7 258H8V260H7ZM33 258H34V257H33ZM48 258H49V259H48ZM82 258H83V259H82ZM112 258H113V259H112ZM192 258H193V259H192ZM96 259H97V260H96ZM98 259H100L101 262L98 261ZM142 259H144V261H142ZM82 260L85 261V262H83ZM50 261H51V262H50ZM153 261H154V260L150 261V263H148V264H153V263L155 262V261H154V262H153ZM185 261H186V260H185ZM185 261H184V262H185ZM193 261H194L195 263H194ZM3 262H2L1 264H3ZM152 262H153V263H152ZM155 263H156V262H155ZM155 263H154V264H155ZM16 264H17V261H16ZM175 264H177V261H176ZM180 264H183V263H180Z\"/></svg>",
	"mask_w": 264,
	"mask_h": 264
}]
</instances>
